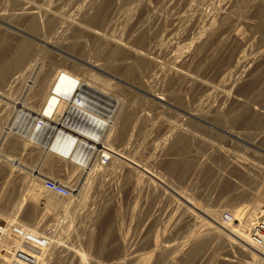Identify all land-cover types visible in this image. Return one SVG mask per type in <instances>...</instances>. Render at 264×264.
<instances>
[{"label":"bare ground","instance_id":"obj_1","mask_svg":"<svg viewBox=\"0 0 264 264\" xmlns=\"http://www.w3.org/2000/svg\"><path fill=\"white\" fill-rule=\"evenodd\" d=\"M174 1V0H173ZM179 1V0H178ZM188 0H180V4L181 2H187ZM229 3L233 2L232 4H234L235 0H228ZM237 1V0H236ZM239 1V0H238ZM236 2L239 3V2ZM242 2H246L248 3V7H249V12H250V8H252L254 6V9L257 8V10H259V15H261V17H264V0H240ZM152 0H50V1H46V0H0V88L5 89V90H9L10 91H15L16 94L17 92L21 93V91L24 90V94H26L27 98L25 97V100H22V104H18L16 106H19L18 109H16V111H14V115L12 116L14 118H12L13 120H10V128H8L7 133L8 134H13L14 140L11 141L10 143V147L11 149H16L18 147H26L30 144L35 147L32 148V150L37 151L40 155L43 156L44 158V163L43 160L41 161V163H43L45 165L46 168V173L42 175V177H39L34 180H32V183L35 182L37 185H39V187L33 183V185L36 186L35 190L39 188L38 193L35 196L34 201L32 202V205H30L31 208H29L30 210H28V213L26 214L28 217H26L28 220H35L34 219V214L36 213V210H42L41 206L45 203L49 204V200L50 198L54 197L56 195V197H59V195L57 196L56 192H53L52 190H50L47 186L46 183H44V178L47 177V175L51 172H54L53 169L55 168V164L56 162L58 163L59 166L65 167L67 166V164H71L72 168H70V171L65 173L67 174V176L69 177H74L76 174L82 175L80 174L82 171H89V168H93L95 167V165L97 164L96 162L99 160V158H102V154H106V155H111L112 157H114L117 162V160L120 162L119 164H122L123 167H127L131 172H135V170L137 171V169H139L138 171H140V168H142V165L138 164L136 161H133L132 159L126 158V156H123L122 154V150L123 149H119L118 147H123L125 146L124 144H126V142L128 141V138L130 140L131 137H129V125L131 126L132 124L134 125V128H136V131L139 133V135H144L145 136H149L152 133H162L165 130V133H176L179 132L180 130H182L181 132H183L184 129H187V132L185 135H181L182 138L183 136H186L184 138V147L185 148H190L191 144L193 142H191L190 140L192 139H196V140H201L203 139V137L197 136L194 133H192L186 126H191L190 122L189 125L187 124L186 126L184 125L183 122H172L169 123V121L165 122L162 120V122L160 125H157V127H153V126H147V125H151V123L146 124L147 120H148V115L145 114H141V115H137L138 112H140L139 110H141L142 108L139 109L136 108L134 111L132 110V105L135 102L134 100V96H133V92L132 90H140L144 91L145 93L151 95L154 98V101L156 103H172L173 105H175V102H181V100L179 99L180 97L177 96V94L175 93V91L182 89L183 86L186 85V83L191 82V84L194 87L199 88V90H203V92L206 93V96H210L212 94H215L213 92H215L217 90H219V97H220V101H222V105L224 106V103L229 102L232 106L234 107H239L237 109H239V112L241 111V109L244 107H249L252 109H258L260 107H256L255 105H259V103H262L260 105H264V77H258V73L260 72L261 68L264 67V51H259L258 50V54L256 55H252V54H245V55H240V54H236L235 56H233L232 58L230 57V60L228 61L229 63H227V65L224 67L225 70L228 71V73H226L224 76L221 75V72H219L216 75L217 82H211L210 80L213 79L211 78L209 79H205V77H201L199 75V73L193 74L192 71H190V67L192 68L191 65H195V68H202V56L206 55L203 54L205 52L206 49L209 45V35H212L211 33H209V35L206 37H204V35L202 34V32L198 31L199 34L197 36H195L192 40H190L189 42L183 43L184 40L187 39V31L185 32L184 30L180 29L181 31H183V33H179V36L181 34V38H179L180 40L177 41V43H174V39L173 41H171V37L173 38L174 36V29L172 28V30L169 32L167 31L168 29L165 28V25H168L167 18H162L161 14H160V10H165L167 9V7L170 5L169 2H171L170 0H154L153 3H151ZM206 2V1H205ZM217 2V1H216ZM215 2V3H216ZM241 2V3H242ZM175 3V2H174ZM173 3V4H174ZM224 3V2H223ZM240 3V4H241ZM12 4L13 6V10H11V12L7 11L6 7L7 5ZM180 4L176 5L179 6ZM185 4V3H184ZM188 4V2H187ZM245 4V3H244ZM230 5V4H229ZM247 5V4H245ZM66 6H68L69 8H65ZM172 6V2L171 5ZM182 6V5H181ZM211 6V5H210ZM227 6V5H226ZM234 6V5H233ZM231 6V8L233 7ZM236 6V5H235ZM239 6V5H238ZM242 6V4H241ZM241 6H239V8H241ZM229 7V6H228ZM227 7V8H228ZM237 7V6H236ZM235 7V8H236ZM247 7V8H248ZM172 8V7H171ZM221 8V7H220ZM234 8V9H235ZM238 8V10H239ZM244 7H242L243 9ZM246 8V9H247ZM12 9V8H11ZM128 9L129 10V14L128 16L124 17L123 13L124 10ZM225 9V8H224ZM230 9V8H228ZM233 9V8H232ZM231 9V10H232ZM242 9H240L242 11ZM245 9V10H246ZM126 10V11H128ZM188 10V9H187ZM239 11V12H241ZM247 11V10H246ZM255 11V10H253ZM174 12V11H173ZM192 12V11H191ZM201 12V11H200ZM226 13V10L224 11ZM222 12V13H224ZM238 11L235 12V14H238L240 16H242V14L237 13ZM243 12V11H242ZM163 13V12H162ZM188 13V12H187ZM214 13V12H213ZM230 13V12H229ZM227 12V14L230 17V20L232 21L233 18H235L236 16L233 15V13L229 14ZM248 13V12H247ZM246 13V14H247ZM126 14V13H125ZM169 14V13H168ZM206 14V13H205ZM258 14V12H257ZM180 15V14H179ZM178 15V16H179ZM215 15V14H214ZM224 15V16H225ZM231 15V16H230ZM182 16V15H181ZM180 16V17H181ZM185 16V15H184ZM190 16V15H189ZM244 16V15H243ZM177 17V16H175ZM186 17V16H185ZM201 14H194V16L192 17V15L189 17L190 19V24L193 25V23H195L196 20L200 21ZM203 17V16H202ZM223 17V16H222ZM226 17V16H225ZM223 17V18H225ZM246 17V16H244ZM243 17V19H244ZM184 18V17H183ZM232 18V19H231ZM237 18V17H236ZM175 19V18H174ZM172 19L170 22H173ZM180 19V18H179ZM188 19V18H187ZM218 19V18H217ZM222 19V18H221ZM227 19V17H226ZM225 19V20H226ZM229 19V18H228ZM240 19V17H239ZM259 19L261 20L262 18L259 17ZM177 20V19H176ZM182 20V19H180ZM188 20V21H189ZM195 20V21H193ZM225 20H223L225 22ZM241 20V19H240ZM246 20V19H244ZM248 20V19H247ZM259 20V21H260ZM178 21V20H177ZM191 21L193 23H191ZM198 21V22H199ZM214 21V20H211ZM256 21V20H255ZM264 21V20H263ZM99 23L98 27H96L97 25L95 24ZM169 22V21H168ZM179 22V21H178ZM203 22V21H202ZM217 22V20H216ZM228 22V21H227ZM226 22V23H227ZM234 22V21H233ZM251 22V21H250ZM93 23L95 24V26H93ZM167 23V24H166ZM181 23V22H180ZM184 23V22H183ZM182 23V24H183ZM187 23V22H186ZM204 23V22H203ZM206 23V22H205ZM212 23V22H210ZM230 23V22H228ZM227 23V24H228ZM172 24V23H171ZM188 24V23H187ZM214 24V22L212 23ZM212 24H210L211 26H213ZM235 24V23H234ZM185 25V23H184ZM216 25V24H215ZM221 25V24H220ZM226 25V24H225ZM174 26V25H173ZM179 26V25H178ZM187 26V25H186ZM195 26V24H194ZM197 26V25H196ZM202 26V25H201ZM205 26V25H203ZM209 26V24H208ZM227 26V25H226ZM231 26V25H230ZM229 26V27H230ZM167 27V26H166ZM169 27V26H168ZM189 27V26H188ZM219 27V26H218ZM234 27V26H233ZM246 27V26H245ZM263 27V26H262ZM191 28V26H190ZM189 28V29H190ZM194 28V27H193ZM197 28V27H195ZM209 28V27H208ZM211 28V27H210ZM221 28V27H220ZM226 28V27H225ZM236 28V27H235ZM235 34H234V38L235 41H237L239 44H244L247 39L246 36H244L243 30L242 28L240 29H235ZM184 29V27H183ZM188 29V28H187ZM188 29V30H189ZM200 29V28H199ZM214 29V28H213ZM217 29V27L215 28ZM228 29V28H227ZM233 29V28H232ZM231 29V30H232ZM261 29V28H260ZM166 30V31H165ZM177 30V29H176ZM206 30V28L204 29ZM208 30V29H207ZM230 30V29H229ZM230 30V32H231ZM259 30V29H258ZM264 30V29H263ZM165 31L166 34H164L163 36L167 37V35L169 36V40L170 42L174 43V45L172 46V48L169 46L168 49L169 51H165V44L163 41V44L161 45V47L164 45V54L162 55L161 52L162 50L159 49L160 47V42H161V38L162 36V32ZM180 31V32H181ZM217 31V30H215ZM189 32V31H188ZM210 32V31H209ZM213 33V35H215L216 32L211 31ZM219 33V32H218ZM217 33V34H218ZM234 33V32H233ZM208 34V33H207ZM223 34V33H222ZM249 34V33H248ZM173 35V36H172ZM176 35V34H175ZM195 35V33H194ZM221 35V34H220ZM171 36V37H170ZM231 36V37H232ZM261 36V35H260ZM163 37V38H164ZM165 37V38H166ZM177 38V37H176ZM211 39V36H210ZM214 39V38H213ZM229 39V38H228ZM89 40H91L93 42V44L95 45H90V46H95L96 49L101 51V56L102 58L97 59L95 62L91 61L90 63H88V65H90V69L92 68V70H98V71H102L104 73H106L107 75H109L111 77L110 78H106L103 76L98 75L97 73L93 72L92 70L89 69H85V68H78L77 66L75 67V69H68L66 67V62L57 57L60 54H57L59 52H66L68 51V49H70L71 47L77 45L82 47H86L89 43ZM168 40V39H167ZM167 40H165V43H169L166 42ZM90 41V42H91ZM230 41V40H229ZM256 41V40H255ZM236 42V43H237ZM228 43V42H226ZM262 43V42H261ZM92 44V43H91ZM256 44V43H255ZM159 45V46H158ZM169 45V44H168ZM171 45V43H170ZM226 45V44H225ZM231 45V44H230ZM236 45V44H235ZM241 46V45H239ZM248 46V45H247ZM252 46V45H251ZM264 46V45H263ZM214 47V46H213ZM210 48L213 50L214 48ZM237 47V45H236ZM260 47V46H258ZM76 48V47H75ZM192 48V49H191ZM219 48V47H217ZM221 48V47H220ZM231 48V47H230ZM85 51V49H84ZM91 51V50H90ZM99 51V52H100ZM210 51V50H209ZM212 52V51H211ZM215 52V51H214ZM246 53V51H245ZM254 53V52H253ZM210 54V53H208ZM212 54V53H211ZM242 54V53H241ZM263 55V58L261 60H257L258 56ZM207 56V55H206ZM231 56V55H230ZM205 57V56H204ZM220 57V56H219ZM222 57V56H221ZM89 58V57H88ZM161 58L163 59V61L161 60ZM211 58V57H210ZM81 60V59H80ZM88 60V59H87ZM84 60V61H87ZM164 60L166 62H164ZM205 60V58H204ZM207 60V59H206ZM75 61V60H74ZM83 61V60H82ZM90 61V60H89ZM219 62V61H218ZM208 63V61H207ZM217 63V62H216ZM225 64V63H224ZM208 66V65H207ZM215 66V65H214ZM222 66V65H221ZM87 67V66H85ZM204 67V65H203ZM211 67V66H209ZM231 67V68H230ZM228 68H230L228 70ZM193 69V68H192ZM194 70V69H193ZM198 70V69H197ZM207 69L205 68V71ZM223 70V69H222ZM223 70V71H225ZM264 70V69H263ZM204 71V70H203ZM208 71V70H207ZM212 71V70H211ZM194 72V71H193ZM198 72V71H197ZM217 72V71H216ZM202 73V72H201ZM237 76V78H233V81L230 80L231 77L229 76V74H234ZM205 74V73H204ZM208 74V73H207ZM263 74V73H262ZM202 75V74H201ZM242 75V76H241ZM261 75V74H260ZM206 76V75H205ZM210 76V75H209ZM263 76V75H262ZM156 77H161L165 80V82H167V88L163 89V92L160 93H155L152 86H151V82H153V79ZM230 77V78H228ZM239 77V78H238ZM210 78V77H209ZM262 78V79H261ZM157 79V78H156ZM160 80V79H159ZM244 80V81H243ZM243 81V85L242 82ZM155 82V81H154ZM160 83V82H159ZM158 83V84H159ZM190 84V85H191ZM155 85V84H154ZM153 85V86H154ZM158 86V85H157ZM155 86V87H157ZM160 86V84H159ZM154 87V88H155ZM132 88V89H131ZM156 89V88H155ZM159 90V88H157ZM235 89V94L231 93L233 90ZM162 90V88H161ZM14 92V93H15ZM216 92V94H217ZM3 93V92H2ZM19 93V94H20ZM175 93V94H174ZM184 93V92H183ZM4 94V93H3ZM7 94V93H6ZM11 96L13 95L10 92ZM18 94V95H19ZM202 94V93H201ZM232 94V95H231ZM15 95V94H14ZM200 95V94H199ZM6 96V95H5ZM23 96V95H21ZM20 96V97H21ZM25 96V95H24ZM205 96V95H204ZM216 96V95H215ZM182 97V96H181ZM184 97V96H183ZM200 97V96H199ZM209 97V98H210ZM6 98V97H5ZM14 98V97H11ZM201 98V97H200ZM203 98V97H202ZM206 98V97H205ZM9 99V98H8ZM24 99V98H23ZM188 99V98H187ZM215 99V98H214ZM210 100V99H209ZM217 100V99H216ZM1 101V100H0ZM14 101V100H13ZM17 101V100H16ZM144 102V101H142ZM210 102V101H209ZM212 102V101H211ZM215 102V101H214ZM15 103V102H14ZM141 103V102H140ZM2 104V101H1ZM6 104V102L4 103ZM16 104V103H15ZM206 104H208L206 102ZM181 105V104H180ZM204 105V104H203ZM217 105V104H216ZM221 105V104H220ZM221 105V106H222ZM227 105V104H226ZM5 106V105H4ZM8 106V105H7ZM182 106V105H181ZM210 106V105H209ZM228 106V105H227ZM230 106V105H229ZM161 107V106H160ZM231 108L233 109V112L235 110V108ZM219 108V107H218ZM217 108V106H210L209 110L206 109V112H199V113H193V112H189L188 110L186 111V113H188L189 115H197L198 118H200L203 121H205L206 123H211L213 121H218V123H220L219 121H221L222 115H224V111L223 112H219V109ZM230 109V107H227L226 109ZM241 108V109H240ZM243 108V109H244ZM263 108V107H262ZM5 109V108H4ZM7 109V108H6ZM139 109V110H138ZM225 109V106L224 108ZM225 109V111H226ZM242 109V112H243ZM8 110L12 111L11 109L8 108ZM15 110V109H13ZM208 110V112H207ZM222 110V109H221ZM220 110V111H221ZM253 110V111H254ZM261 110V109H259ZM7 111V110H6ZM202 111V110H201ZM252 111V110H250ZM262 111H264V109H262ZM16 112V113H15ZM238 112V111H237ZM249 112V110L247 111ZM256 112V111H255ZM261 112V111H259ZM7 114L10 112H6ZM160 113V112H159ZM162 113V112H161ZM252 113V112H249ZM257 115L260 116V114H258V112H256ZM12 114V113H11ZM140 114V113H139ZM158 114V113H157ZM227 114V113H225ZM232 112L230 113L229 116L236 114H232ZM240 114V113H239ZM238 114V115H239ZM1 115V114H0ZM4 115V112H3ZM164 115V114H163ZM243 115L245 117V114L243 112ZM242 115V116H243ZM251 116V114H247L246 116ZM256 115V114H255ZM252 116V120L259 121V118L257 115L256 116ZM262 115V114H261ZM10 116V115H9ZM160 116V114H159ZM248 116V117H249ZM263 116V115H262ZM261 116V117H262ZM5 117V116H4ZM3 117V118H4ZM7 117V116H6ZM138 117V122L134 121L136 118ZM161 117V116H160ZM167 117V116H165ZM188 117V116H187ZM233 117V116H232ZM241 117V116H240ZM239 117V118H240ZM243 117V118H244ZM264 117V116H263ZM11 118V117H10ZM154 118V116H153ZM168 118V117H167ZM223 118H225L223 116ZM222 118V119H223ZM231 118V117H230ZM236 118V117H235ZM242 118V117H241ZM246 118V117H245ZM244 118V119H245ZM5 119V118H4ZM2 119V120H4ZM8 119V118H6ZM5 119V120H6ZM139 119L142 121V123H139ZM160 119V118H158ZM188 119V118H187ZM193 119V118H192ZM248 118H246L245 120H247ZM256 119V120H255ZM4 120V121H5ZM154 120V119H153ZM153 120H151L153 122ZM169 120V119H168ZM195 120V119H194ZM224 120V119H223ZM222 120V122H223ZM226 120V119H225ZM233 120V118H232ZM239 121V119H237ZM262 120V118H261ZM7 123L9 122L8 120H6ZM5 121V122H6ZM159 121V120H158ZM184 121V120H183ZM193 121V120H192ZM234 121V120H233ZM236 121V120H235ZM242 121V120H241ZM244 121V120H243ZM242 121V122H243ZM149 122V121H148ZM155 122V121H154ZM159 122V123H160ZM200 122V121H199ZM225 122V121H224ZM250 122V121H249ZM249 122H247V124H249ZM144 123V124H143ZM194 123V121H193ZM198 125V122H196ZM205 123V125L207 126V124ZM264 122L262 121V124ZM155 124V123H153ZM216 124V123H215ZM221 124V123H220ZM227 124V123H225ZM220 125V127H222L223 125ZM259 127H260V121L259 123ZM261 124V125H262ZM156 125V124H155ZM194 125V124H193ZM201 124H199L198 127ZM204 125V124H203ZM204 125V126H205ZM217 125V124H216ZM245 125V124H244ZM189 126V128H191ZM219 126V125H218ZM228 126V125H227ZM225 126V127H227ZM247 125H245L246 127ZM258 126V125H257ZM264 126V125H263ZM198 127H195V129H200ZM209 126L206 127V130H208ZM217 127V128H220ZM224 127V126H223ZM224 127V128H225ZM258 127V128H259ZM131 128V127H130ZM202 128V127H201ZM223 128V129H224ZM264 128V127H263ZM193 129V127H192ZM203 129V128H202ZM202 129L201 132H202ZM211 129V128H210ZM214 128H212L211 130H213ZM226 129V128H225ZM262 129V127H261ZM205 130V132H206ZM227 130V129H226ZM185 131V130H184ZM198 132H200L199 130H196ZM216 131V130H215ZM231 131V130H230ZM197 132V133H198ZM204 132V131H203ZM204 132V134H205ZM208 132V131H207ZM233 132V131H232ZM243 132V131H241ZM249 132V131H248ZM247 132V134H248ZM177 133V134H179ZM196 133V132H195ZM210 133V131H209ZM216 133V132H215ZM214 132H212L211 137L214 138L213 134H215ZM237 133V132H236ZM244 133V132H243ZM242 133V134H243ZM250 133V132H249ZM259 133V132H258ZM262 133V132H261ZM264 133V130H263ZM262 133V134H263ZM11 134L9 135V137L11 136ZM173 134V135H174ZM202 134V133H201ZM230 134V133H229ZM162 135V134H161ZM206 135V134H205ZM216 135V134H215ZM231 135V134H230ZM239 135V134H237ZM246 135V133H245ZM8 136V135H7ZM217 136V135H216ZM221 136V135H220ZM234 136V135H233ZM241 136V135H240ZM244 136V135H243ZM251 137H253L252 135H250ZM264 135H260L259 137H261ZM141 137V136H139ZM175 137V136H174ZM210 137V136H209ZM246 137V136H245ZM249 136H247L246 138H248ZM250 137V138H251ZM257 137V135H255V138ZM4 138V137H3ZM146 138V137H145ZM142 138L140 139V141L144 142V139ZM161 138V137H160ZM158 138V139H160ZM169 138V137H168ZM173 138V137H172ZM262 138V137H261ZM178 139V138H177ZM259 139V138H258ZM264 139V138H263ZM156 140V139H155ZM164 140V139H163ZM251 140L253 141V139L251 138ZM256 140V139H255ZM262 140V139H261ZM6 141V140H5ZM131 141V140H130ZM193 141V140H192ZM202 141V140H201ZM220 141V140H219ZM260 141V140H258ZM264 141V140H263ZM9 142V141H7ZM118 145L117 147L113 146L114 143H117ZM132 142V141H131ZM142 142V143H143ZM154 142V141H152ZM216 142V141H215ZM255 142V141H254ZM257 142V141H256ZM3 143V142H2ZM27 143H30L27 145ZM138 143V142H137ZM182 143V142H181ZM205 143V142H204ZM222 143V142H221ZM224 143V142H223ZM228 143V142H227ZM234 143V142H233ZM260 143V142H259ZM264 143V142H263ZM4 144V143H3ZM150 144V143H149ZM174 144V143H173ZM201 144V142L199 143ZM256 144V143H253ZM8 145V144H7ZM115 145V144H114ZM127 145H129L127 143ZM140 145V144H139ZM175 145V144H174ZM202 145H204L202 143ZM212 145V144H210ZM209 145V146H210ZM226 145V144H225ZM250 145V144H249ZM252 145V144H251ZM260 145V144H259ZM262 145V144H261ZM152 146V144L150 145ZM158 146V145H157ZM213 146V145H212ZM227 146V145H226ZM232 146V145H231ZM139 147V146H138ZM145 147V145H144ZM176 147V145H175ZM204 147V146H203ZM208 147V145H207ZM235 147V145L233 146ZM231 147V148H233ZM30 148V149H31ZM118 148V149H117ZM124 148V147H123ZM141 148V147H140ZM139 148V149H140ZM150 148V147H149ZM152 148V147H151ZM210 148V147H209ZM208 148V149H209ZM220 148V147H219ZM10 149V150H11ZM25 148H23L24 150ZM29 149V148H28ZM127 149V147H126ZM147 149V147H146ZM153 149V148H152ZM170 149V148H167ZM196 149V148H195ZM235 149V148H234ZM237 149V148H236ZM239 149V148H238ZM237 149V150H238ZM18 150V149H16ZM125 150V149H124ZM143 150V149H142ZM141 150V153L143 152ZM149 150V149H148ZM151 150V149H150ZM194 150V149H193ZM221 150V151H220ZM219 153L221 155V158L218 157L217 158V162L219 159V162H224L228 159L229 156L228 155L230 152H228L226 149H221L220 148ZM255 150V149H254ZM2 151V150H1ZM21 151V150H20ZM34 151V152H35ZM132 151V150H131ZM145 151V149H144ZM197 151V149H196ZM199 151V150H198ZM241 151L243 152L242 148ZM3 152V151H2ZM121 154H120V153ZM150 152V151H148ZM152 152V150H151ZM200 152V151H199ZM198 152V153H199ZM240 152V151H238ZM255 152V151H253ZM13 153V152H12ZM37 153V154H38ZM131 153V152H130ZM192 153V152H191ZM204 153V152H203ZM228 153V154H227ZM21 154V153H20ZM31 154V153H30ZM127 154V153H125ZM154 154V153H153ZM217 154V153H216ZM231 154V153H230ZM246 154V153H244ZM248 154V153H247ZM255 154V153H252ZM2 155V154H0ZM39 155V156H40ZM147 155V154H146ZM209 155V154H208ZM212 155V154H210ZM232 155L236 156H241L240 154H237L236 152L233 153ZM250 155V153L248 154V156ZM9 156V155H8ZM32 156V155H31ZM42 156L40 158H42ZM131 156V155H130ZM148 156V155H147ZM174 156V155H173ZM196 156V155H195ZM207 156V155H205ZM247 156V155H245ZM252 156V155H251ZM257 156V155H256ZM6 157V156H5ZM146 157V156H145ZM172 157V156H171ZM212 157V156H211ZM10 158V157H9ZM16 158V157H15ZM39 158V157H38ZM40 158H39V162H40ZM151 158V156H150ZM153 158V157H152ZM155 158V156H154ZM173 158V157H172ZM186 157H184V154H178L177 158H173L171 160V162L168 164V174L173 175L172 177H177L178 179H184L182 178V176L186 175L185 173L187 172L186 170L188 169L189 165L191 164V159L189 160V158L187 160H185ZM215 158V157H214ZM213 158V159H214ZM251 158V157H250ZM262 158V157H260ZM264 158V157H263ZM262 158V159H263ZM14 159V158H13ZM37 159V158H36ZM231 159V157H230ZM238 159V157H237ZM252 159V158H251ZM256 161L257 159L254 158ZM253 159V160H254ZM261 159V160H262ZM6 160V159H5ZM3 160V162L5 161ZM112 160V158L110 159ZM114 160V159H113ZM112 160V161H113ZM145 160V158L143 159ZM199 160V159H198ZM210 162V159H208ZM216 160V159H215ZM236 160V158H235ZM238 160H243V159H238ZM249 160V159H248ZM264 160V159H263ZM101 161V160H99ZM114 161V162H115ZM148 161L153 162L151 159ZM228 162H230L229 160H227ZM259 161V160H258ZM8 162V159L7 161ZM5 162V164H7ZM150 162V163H151ZM214 162V161H211ZM216 162V163H217ZM234 161H231V164ZM241 162V161H240ZM239 162V163H240ZM246 161H244L245 163ZM248 162V161H247ZM263 162V161H262ZM11 162H9L8 164H10ZM60 163V164H59ZM63 163V164H62ZM65 163V164H64ZM109 163V162H108ZM148 163V162H147ZM214 163V164H216ZM251 167L255 168L256 171L252 168V170L255 171V175L254 174H249V172L247 171V167L246 169H241L240 171V175L239 177L246 178L245 180H247L249 178V176L251 177L250 179H252L253 177H255L256 182L257 179L259 178L257 172L263 173L264 172V166H262L261 164L257 163V162H248ZM264 163V162H263ZM100 164V163H99ZM96 165V166H100V165ZM118 164V166H119ZM145 164V163H144ZM196 164V163H195ZM202 164V163H201ZM208 164V163H206ZM205 164V165H206ZM211 165L212 167L214 166ZM234 164V163H233ZM30 165V164H29ZM57 165V164H56ZM121 165V166H122ZM154 165V164H153ZM244 165V164H243ZM246 165V163H245ZM8 166V165H7ZM23 166V165H22ZM102 166V165H101ZM100 166V168H101ZM196 166V165H195ZM217 166V164H216ZM220 166V165H219ZM237 166L241 168L240 164H237ZM9 167V166H8ZM12 167V166H11ZM32 167V166H31ZM36 167V165H35ZM57 167V166H56ZM97 167V168H98ZM145 167V166H143ZM198 167V166H197ZM205 167V166H202ZM215 167V166H214ZM218 167V166H217ZM13 168V167H12ZM11 168V169H12ZM44 168V169H45ZM60 169V167H58ZM67 168V167H65ZM64 168V169H65ZM107 168V167H106ZM105 168V169H106ZM149 168V167H148ZM194 168V167H193ZM200 168V167H198ZM228 168V167H227ZM231 168V167H229ZM244 168V166H243ZM41 169V168H40ZM43 169V168H42ZM43 169V170H44ZM57 169V168H55ZM58 169V170H59ZM72 169V170H71ZM124 169V168H123ZM214 169V168H213ZM222 169V168H221ZM9 170V169H8ZM14 170V169H13ZM11 170V172L13 171ZM95 170V169H94ZM100 170V169H99ZM103 170V169H102ZM215 170V169H214ZM214 170H212L214 172ZM227 171H229L228 169H226ZM234 170L232 173L235 172V168L231 169ZM20 171V170H19ZM25 171V170H24ZM57 171V170H56ZM55 171V172H56ZM84 171V173H85ZM92 171V170H91ZM115 171V170H114ZM145 171V169H144ZM143 171V172H144ZM191 171V170H190ZM200 171V170H199ZM217 171V170H215ZM239 171H236L237 173H239ZM5 172V165L4 163L0 164V174ZM41 172V171H40ZM87 172V171H86ZM100 172V171H99ZM141 171V173H143ZM147 172V171H146ZM203 172V171H202ZM235 172V173H236ZM24 173V172H23ZM29 173V172H28ZM62 173V172H61ZM70 173V174H69ZM95 173V171H94ZM103 173V171H102ZM101 173V174H102ZM139 174V172H137ZM136 173V174H137ZM220 172H218L219 174ZM223 173V172H222ZM221 173V174H222ZM225 173V171H224ZM236 173V174H237ZM20 174V173H19ZM30 174V173H29ZM90 174V173H89ZM88 174V176H89ZM145 174V173H144ZM149 176L150 173H147ZM193 174V173H192ZM196 174V173H195ZM211 169L210 167L207 169V175L208 177H211L209 175H211ZM215 174V173H214ZM228 174V173H227ZM26 175V174H25ZM31 175V174H30ZM56 175V173H55ZM63 175V174H62ZM93 175V174H92ZM99 175V174H98ZM97 175V176H98ZM112 175V174H111ZM151 175V174H150ZM156 176H158L157 174H155ZM205 175V174H204ZM220 175V174H219ZM233 175V174H232ZM230 175V176H232ZM22 175H20L21 177ZM52 176V175H51ZM57 176V175H56ZM59 176V175H58ZM109 176V175H108ZM130 176V175H129ZM134 176V175H132ZM142 176V175H141ZM144 176V175H143ZM155 176V177H156ZM189 176V175H188ZM214 176V175H213ZM218 176V175H217ZM260 176H264L262 174H260ZM5 177V176H4ZM18 177V176H17ZM30 177V176H29ZM55 177V176H54ZM68 177V178H69ZM81 177V176H79ZM140 177V176H139ZM139 177L136 179L139 181ZM152 177V175H151ZM150 177V178H151ZM171 177V178H172ZM174 177V180H175ZM205 177V176H204ZM221 177V175H220ZM237 177V176H236ZM24 178V177H23ZM56 178V177H55ZM59 178V177H58ZM65 178V177H64ZM67 178V179H68ZM77 178V177H76ZM90 178V177H89ZM111 178V177H110ZM161 178V177H160ZM159 178V179H160ZM201 178V177H200ZM238 178V177H237ZM261 178V177H260ZM25 179V178H24ZM46 179V178H45ZM52 179V177H51ZM95 179V178H94ZM149 179V178H147ZM152 179V178H151ZM158 179V180H159ZM187 179V177H186ZM194 179V178H193ZM192 179V180H193ZM214 179V178H212ZM215 179L216 178L215 176ZM221 179V178H220ZM29 180V179H28ZM48 180V178H47ZM56 180V179H55ZM63 180V179H62ZM78 180V179H77ZM76 180V181H77ZM110 180V179H109ZM143 180V179H142ZM150 180V179H149ZM153 180V179H152ZM156 180V179H155ZM153 180V182L155 181ZM156 180V181H158ZM207 182V179H205ZM236 180V179H234ZM243 180V179H242ZM253 180V179H252ZM2 181V180H1ZM23 181V180H22ZM21 181V182H22ZM27 181V180H26ZM25 181V182H26ZM30 181V180H29ZM46 181V180H45ZM127 181V180H126ZM163 181V180H162ZM165 181V180H164ZM209 181V180H208ZM217 181V180H216ZM219 181V180H218ZM248 181V180H247ZM247 181L245 183H247ZM103 182V181H102ZM105 182V181H104ZM141 182V181H140ZM152 182V181H151ZM159 182V181H158ZM205 182V181H204ZM205 182V183H206ZM214 182V181H213ZM212 183V186H214V184ZM230 182V180H229ZM232 182V181H231ZM230 182V183H231ZM241 182V181H239ZM239 182L238 185H239ZM243 182V183H244ZM253 182V181H252ZM251 182V183H252ZM68 183V182H67ZM138 183V182H137ZM166 183V182H165ZM164 183V185H165ZM192 183V182H191ZM203 183V182H202ZM217 183V182H215ZM219 183V182H218ZM236 183V184H237ZM70 184V183H69ZM128 184V183H127ZM156 184V182H155ZM161 184V183H160ZM163 184V183H162ZM167 184V183H166ZM195 184V183H193ZM221 184V183H220ZM250 184V182L248 183ZM255 184V183H254ZM3 185V184H2ZM5 185V184H4ZM15 185V184H14ZM68 185V184H67ZM87 185V184H86ZM208 184H206L207 186ZM211 185V184H210ZM219 185V184H218ZM229 185V184H228ZM246 185V184H245ZM244 185V186H245ZM253 185V183H252ZM8 186V185H7ZM22 186V185H21ZM28 186V185H27ZM32 186V185H30ZM85 186V185H84ZM102 186V185H101ZM107 186V185H106ZM161 187V185H159ZM163 186V185H162ZM190 186V185H189ZM209 186V185H208ZM220 186V185H219ZM244 186H240L241 188L243 187L242 190L236 189L237 191L239 190L238 193L236 194H231V196H233V202H238L239 200H245L248 201L252 198H248L249 194H251L252 190L248 187L247 189L244 188ZM68 187H70L68 185ZM87 187V186H86ZM146 187V186H145ZM157 187V186H156ZM168 187V186H167ZM171 187V186H170ZM236 187V186H235ZM256 187V186H255ZM252 186V188H255ZM78 188V187H77ZM89 188V187H88ZM100 188V187H99ZM138 188V187H137ZM173 188V187H172ZM201 188V187H200ZM205 188H209V187H205ZM213 188V187H212ZM238 188V187H237ZM258 188V187H257ZM256 188V189H257ZM261 188V187H260ZM4 189V187H3ZM34 189V188H33ZM32 189V190H33ZM71 189V188H70ZM69 189V190H70ZM74 189V188H72ZM80 189V187H79ZM161 189V188H160ZM162 189L164 190L165 187ZM169 189V188H168ZM2 190V189H1ZM8 190V189H7ZM6 190V191H7ZM30 190V189H29ZM31 190V191H32ZM172 190V189H171ZM188 190V189H187ZM193 190V189H192ZM263 190L259 189V191ZM94 191V190H93ZM109 191V190H108ZM147 191V190H146ZM173 191L175 192V190L173 189ZM200 191L202 192V189H200ZM207 190L205 189V192ZM214 191V189L212 190ZM233 191V190H232ZM255 190L253 189V192ZM258 191V189H257ZM258 191V192H259ZM262 191L260 193H257L258 195L262 193ZM17 192V191H16ZM28 192V191H27ZM26 192V193H27ZM30 192V191H29ZM86 192V191H85ZM107 192V191H106ZM126 192V191H125ZM140 192V191H139ZM171 192V191H169ZM198 192V191H197ZM35 195V192H33ZM110 193V192H109ZM143 193V192H142ZM176 193V192H175ZM203 193V192H202ZM199 193V194H202ZM212 193V192H211ZM209 193V194H211ZM234 193V192H233ZM255 193V192H254ZM252 193V195L254 194ZM2 194V193H1ZM13 194V193H12ZM28 194V193H27ZM26 194V195H27ZM174 194V193H173ZM176 194L179 195V197H182L180 200L184 199V205L182 207H186L185 209H187V213H189V215H191V218L193 216H195L197 219V221H199L198 219L200 218V223H204V224H208L211 228H208L210 230H208L209 232L213 230L214 228V232L216 231L220 234H224L223 237L220 234L219 239L221 240V238L224 239L225 244L229 243L230 245L235 244L234 247L238 246V251H240V254L242 255V253L244 254V256H246V258H242L241 260H244L243 264H261V262L264 261V245L261 244L259 241L262 239L264 240V234L261 235V237H257L258 239L260 238V240L258 241L256 237H253L251 234V236L247 235L245 236L243 234V236H239L235 234V231L233 232L232 229L234 228H239L242 226H246V228H253V226H255V219L257 218H253L252 216L246 218L242 217L241 219H237L234 218L231 222H226L225 220H223L222 222L217 219V212L215 213V210L217 209L216 204L214 206H212L211 208L208 206H204L202 203V205L200 203L197 202H193L191 201L188 197H186V195L184 193L181 192H177ZM256 194V195H257ZM31 195V194H30ZM29 195V196H30ZM84 195V194H83ZM100 195V194H99ZM190 195V194H189ZM204 195V194H203ZM255 195V194H254ZM253 195V196H254ZM263 195V194H262ZM261 195V196H262ZM3 196V195H2ZM71 196V195H70ZM78 196V195H77ZM93 196V194H92ZM114 196V195H113ZM156 196V195H155ZM158 196V195H157ZM165 196V195H164ZM167 196V195H166ZM175 196V195H174ZM197 196V195H196ZM200 198L202 197L201 195H199ZM206 197V195H204ZM203 196V197H204ZM212 196V195H209ZM252 196V197H253ZM62 197V195H61ZM65 197V196H64ZM69 196H67L68 198ZM83 197V196H82ZM110 197V196H109ZM140 197V196H139ZM169 197V196H168ZM192 197V196H191ZM230 197V196H229ZM251 197V195H250ZM255 197V196H254ZM263 197V196H262ZM261 197V198H262ZM12 198V197H11ZM21 198V197H20ZM78 198V197H77ZM96 198V197H95ZM173 198V197H171ZM227 198V197H226ZM256 198V197H255ZM254 198V199H255ZM264 198V197H263ZM262 198V199H263ZM56 199V198H55ZM66 199V198H65ZM74 199V198H73ZM196 200V198H194ZM204 199V198H202ZM225 199V198H224ZM231 199V197H230ZM260 199V198H259ZM23 200V199H22ZM33 200V199H32ZM53 200V199H51ZM50 200V202H51ZM58 200V199H57ZM63 200V198H62ZM113 200V199H111ZM159 200V199H157ZM156 200V201H157ZM165 200V199H164ZM168 200V199H167ZM172 200V199H171ZM201 200V199H200ZM3 201V200H2ZM31 201V200H30ZM56 201V200H55ZM54 201V202H55ZM60 201V199H59ZM58 201V202H59ZM65 201V200H64ZM70 203V200H68ZM82 201V200H81ZM169 201V200H168ZM183 201V200H182ZM211 201V200H210ZM222 201V200H220ZM229 200L228 203H230ZM253 201V199L251 200ZM257 201V205L260 204ZM9 202H10V198H9ZM63 202V201H62ZM60 201L59 204L62 203ZM115 202V201H114ZM138 202V201H137ZM163 202V201H162ZM165 202V201H164ZM170 202V201H169ZM250 202V201H249ZM261 202V200H260ZM263 202V201H262ZM1 203V201H0ZM12 203V202H11ZM10 203V204H11ZM21 203V202H20ZM25 203V202H24ZM65 204H67L66 202H64ZM82 203V202H81ZM91 203V202H90ZM158 203V202H157ZM160 203V202H159ZM166 203V202H165ZM183 203V202H182ZM209 203V202H206ZM241 203V202H240ZM239 203V204H240ZM244 204V202H242ZM247 203V202H246ZM251 203V202H250ZM53 204V202H52ZM73 204V202H72ZM107 204V203H106ZM175 204V203H174ZM180 204V202H179ZM233 204V203H231ZM238 204V203H237ZM235 204V205H237ZM254 205L256 204L253 203ZM253 204H248L251 209ZM4 205V204H3ZM8 205V204H7ZM19 205V204H18ZM25 205V204H24ZM27 205V204H26ZM55 205V204H54ZM53 205V206H54ZM57 205V203H56ZM69 205V204H68ZM156 205V204H155ZM161 205V204H160ZM206 205V204H205ZM209 205V204H208ZM221 205V203L219 204ZM227 205V204H226ZM242 205V204H241ZM246 205V204H245ZM244 205V206H245ZM252 205V206H250ZM264 205V204H262ZM62 206V205H61ZM60 206V207H61ZM70 206V205H69ZM67 206V207H69ZM113 206V205H112ZM131 206V205H130ZM165 206V205H164ZM173 206V205H172ZM171 206V207H172ZM5 207V206H3ZM8 206H6L7 208ZM19 207V206H18ZM52 207V206H49ZM59 206H57L58 209ZM86 207V206H85ZM162 207V206H161ZM230 207V206H229ZM242 207V206H241ZM247 206H245V208H248ZM9 208V207H8ZM7 208V210H8ZM55 208V207H54ZM65 208V207H63ZM103 208V207H102ZM180 208V207H179ZM225 208V207H224ZM223 208V209H224ZM228 208V207H227ZM231 208V207H230ZM243 208V207H242ZM244 208V209H245ZM264 208V207H263ZM5 209V208H4ZM18 209V208H17ZM72 209V208H71ZM79 209V208H78ZM100 209V208H99ZM105 209V208H103ZM129 209V208H128ZM166 209V208H165ZM169 209V208H168ZM226 209V208H225ZM235 209V208H234ZM255 208H253L254 210ZM258 211L261 209L257 208ZM255 209V210H256ZM20 210V209H19ZM47 209H44V211ZM53 210V209H52ZM64 210V209H63ZM66 210V209H65ZM70 210V209H69ZM178 210V208H177ZM236 210V209H235ZM240 210V209H239ZM238 210V212H240ZM243 210V209H242ZM264 210V209H263ZM15 211V210H14ZM12 210V213L14 212ZM18 211V210H17ZM50 211V210H49ZM49 211H47L49 213ZM60 211H62V209H60ZM79 211V210H78ZM96 212V210H94ZM103 211V210H102ZM169 211V210H168ZM173 211V210H172ZM183 211V209H182ZM181 211V212H182ZM185 211V210H184ZM225 211V210H223ZM229 211V210H228ZM233 211V210H232ZM245 213V210H243ZM241 211V212H243ZM257 211V210H256ZM254 211V212H256ZM20 212V211H19ZM44 212V213H47ZM52 212V211H51ZM57 212V211H56ZM67 212V211H66ZM162 216L164 214V211L162 210ZM167 212V210H166ZM180 212V211H179ZM219 212V209H218ZM235 212V211H234ZM252 212V211H251ZM54 213H55V209H54ZM88 213V212H87ZM122 213V212H121ZM120 213V214H121ZM125 213V212H124ZM127 213V212H126ZM129 213V212H128ZM173 213V212H172ZM183 213V212H182ZM181 213V214H182ZM257 213V212H256ZM255 213V214H256ZM3 214V213H2ZM10 214V213H9ZM38 214V213H36ZM35 214V215H36ZM53 214V213H52ZM81 214V213H80ZM85 214V213H84ZM171 214V213H170ZM179 214V213H178ZM184 214V213H183ZM182 217L184 218L185 216ZM186 214V211H185ZM219 214V213H218ZM237 214V213H236ZM241 214V213H240ZM254 214V213H253ZM1 215V214H0ZM13 215V214H12ZM15 215V213H14ZM48 215V214H45ZM88 215V214H87ZM99 215V214H98ZM130 215V214H129ZM135 215V214H134ZM141 215V214H140ZM242 214V216H245ZM4 216V215H3ZM68 216V215H67ZM111 216V215H110ZM161 216V215H160ZM166 216V215H165ZM168 216V215H167ZM172 216V214H171ZM181 216V215H180ZM237 216V215H236ZM239 216V215H238ZM256 216V215H254ZM5 217V216H4ZM16 217V216H15ZM36 217V216H35ZM42 217V216H41ZM87 217V216H86ZM100 217V216H99ZM102 217V216H101ZM122 217V216H121ZM131 217V216H130ZM136 217V216H135ZM142 217V216H141ZM188 217V215L186 216ZM227 217V216H226ZM240 217V216H239ZM12 218H14L12 216ZM37 218V217H36ZM55 218V217H54ZM106 218V217H105ZM127 218V217H126ZM177 218V217H176ZM180 218V217H179ZM11 219V218H10ZM26 219V220H27ZM38 219V218H37ZM65 219V218H64ZM125 219V218H124ZM157 219V218H156ZM166 219V218H165ZM187 220V218H184V220ZM208 219V220H207ZM2 220V219H0ZM16 220V219H15ZM21 220V219H20ZM96 220V219H95ZM120 220V219H119ZM139 220V219H138ZM170 220V219H169ZM182 220V219H181ZM186 220L184 222H186ZM190 220V217H189ZM207 220V221H206ZM7 221V220H6ZM64 221V220H63ZM114 221V220H113ZM124 221V220H123ZM127 221V220H126ZM142 221V220H141ZM167 221V220H166ZM170 221H174V220H170ZM191 221L193 222V220L187 221L188 223ZM11 222V221H10ZM22 222V221H20ZM26 222V221H25ZM36 222V221H35ZM146 222V221H145ZM149 222V221H148ZM155 222V221H154ZM158 222V221H157ZM160 222V220H159ZM206 222V223H205ZM15 223V222H14ZM17 223V222H16ZM75 223V222H74ZM115 223V222H114ZM143 223V222H142ZM169 223V221H168ZM174 223V222H173ZM177 223V221H176ZM194 224H197L195 222H193ZM192 223V224H193ZM199 223V222H198ZM199 223V224H200ZM7 224V223H6ZM11 224V223H10ZM22 224V223H21ZM38 224V223H37ZM81 224V222H80ZM130 224V223H129ZM155 224V223H154ZM157 224V223H156ZM160 224V223H159ZM175 224V223H174ZM178 224V223H177ZM174 225L173 227L176 228V226L178 225ZM184 224V223H183ZM203 224V225H204ZM1 225V224H0ZM19 225V224H18ZM25 225V224H24ZM60 225V224H59ZM122 225V224H121ZM139 225V223H138ZM150 225V224H149ZM158 225V224H157ZM201 225V224H200ZM202 225V226H203ZM204 225V229L205 226ZM208 225L206 226V228L208 227ZM22 226V225H21ZM31 226V225H30ZM70 226V225H69ZM151 226V225H150ZM155 226V225H154ZM198 226V225H197ZM201 226L200 229H202L203 227ZM258 226V224H257ZM1 227V226H0ZM7 227V226H6ZM9 227V226H8ZM15 227V226H14ZM28 227V225H27ZM37 227V226H36ZM62 227V226H61ZM84 227V226H83ZM167 227V226H166ZM192 227V226H190ZM5 228V227H4ZM31 228V227H30ZM67 228V227H66ZM94 228V227H93ZM98 228V227H97ZM144 228V227H143ZM153 228V227H152ZM178 228V227H177ZM180 228V227H179ZM196 228V227H195ZM195 228L193 230H195ZM14 229V228H13ZM26 229V228H25ZM58 229V228H57ZM157 229V228H155ZM162 229V228H161ZM160 229V230H161ZM199 229V228H198ZM198 229L196 231H198ZM202 229V233L204 234L205 230ZM212 229V230H211ZM16 230V229H15ZM14 230V231H15ZM20 230V229H18ZM91 230V229H90ZM95 230V229H94ZM154 231V228L152 229ZM151 230V231H152ZM239 230V229H237ZM236 230V231H237ZM7 231V230H6ZM26 231V230H24ZM23 231V232H24ZM28 231V230H27ZM30 231V230H29ZM77 231V230H76ZM106 231V230H105ZM111 231V229H110ZM146 231V230H145ZM149 231V228H148ZM166 231V230H165ZM168 231V230H167ZM188 231V230H187ZM200 231V230H199ZM198 233L201 234V231ZM204 231V232H203ZM207 231V230H206ZM5 232V231H4ZM20 232V231H18ZM22 232V234H24ZM91 232V231H90ZM97 232V231H96ZM108 232V231H107ZM180 232V231H179ZM184 232V231H183ZM207 232V233H209ZM242 233L241 229L239 230V233ZM244 232V231H243ZM247 232V231H246ZM8 233V232H7ZM12 233V232H11ZM81 233V232H80ZM113 233V232H112ZM122 233V232H121ZM151 233V232H150ZM162 233V232H161ZM171 233V232H170ZM191 233V232H190ZM193 233V232H192ZM197 233V232H196ZM205 233V234H207ZM212 233V232H210ZM209 233V235H210ZM217 233V237L218 234ZM249 233V232H248ZM13 234V233H12ZM28 234V233H27ZM40 234V233H39ZM38 234V235H39ZM109 234V233H108ZM119 234V233H118ZM152 234V233H151ZM157 234V233H156ZM154 234V235H156ZM164 234V232H163ZM184 234V233H183ZM188 234V233H187ZM202 234V235H203ZM204 234V235H205ZM247 234V233H246ZM15 235V234H14ZM31 235V234H30ZM37 235V234H36ZM41 235V234H40ZM39 235V236H40ZM62 235V233H61ZM73 235V234H72ZM122 235V234H121ZM153 235V237H154ZM160 235V234H159ZM153 239L152 236L151 239L148 235V237L145 236V238H149L147 240H149L148 242H151L150 240L154 241V245L157 246L156 248L159 249L158 245H159V241L161 239H158L159 236ZM172 235V234H171ZM255 235V234H254ZM10 236V235H8ZM7 236V237H8ZM29 236V234H28ZM35 236V235H34ZM91 236V235H90ZM99 236V235H98ZM183 236V235H182ZM187 237V241L188 239L190 240V235H185ZM189 236V237H188ZM193 236V235H192ZM191 236V240L194 239L196 236V239L199 237L200 235H195L194 237ZM207 236V235H205ZM205 236H203V238H205ZM212 236V235H211ZM256 236V235H255ZM258 236V235H257ZM32 237V236H31ZM42 237V236H41ZM111 237V235H110ZM202 237V236H200ZM214 239L216 238L213 235ZM210 238V236L207 238H210L211 240L215 241L214 239ZM14 238V237H13ZM18 238V237H17ZM20 238V237H19ZM23 240L24 237L22 236ZM74 238V236H73ZM104 238V237H103ZM119 238V237H118ZM144 238V241L147 242V240ZM165 238V237H163ZM170 238V236L168 237ZM168 238L163 239L165 242L168 241ZM173 238V237H172ZM2 239V238H1ZM28 239V238H27ZM26 239V240H27ZM40 239V238H39ZM47 239V238H46ZM94 239V238H93ZM120 239V238H119ZM182 239V238H181ZM186 239V238H184ZM10 240V238H9ZM17 240V239H16ZM31 240V239H30ZM33 240V239H32ZM35 240V239H34ZM54 240V239H53ZM61 240V239H60ZM63 240V239H62ZM90 240V239H89ZM159 240V241H158ZM162 240V243H163ZM174 240V239H173ZM176 240H178L177 238L175 239V244L174 241H172L174 245L177 244ZM219 240V241H220ZM13 241V240H11ZM51 241V240H50ZM49 241V244H51ZM139 241V240H138ZM142 241V240H141ZM183 240L180 241V243ZM184 241V242H185ZM200 241L203 242V239ZM207 240H204V243L207 245L206 243ZM218 241V240H217ZM24 242V241H23ZM26 242V241H25ZM38 242V241H36ZM35 242V244H37ZM91 242V241H90ZM125 242V240L123 241ZM159 242V243H158ZM164 242V243H165ZM186 242V243H187ZM209 242V241H207ZM223 242V241H221ZM219 242V243H221ZM262 242V241H261ZM16 243V242H14ZM41 243V241H40ZM38 243V244H40ZM48 243V241H47ZM71 243V242H70ZM100 243V242H99ZM106 243V241H105ZM141 243V242H140ZM168 243V242H167ZM179 243V241H178ZM185 243V244H186ZM191 242H189L190 245ZM193 243H196L195 240L193 241ZM200 242L198 241L197 244L199 245L198 247L200 248L201 245L199 244ZM212 243V242H211ZM216 243V242H215ZM1 244V243H0ZM12 244V243H11ZM18 244V243H17ZM32 244V243H31ZM45 244V243H44ZM53 244V242H52ZM88 244L89 241H88ZM87 244V245H88ZM102 244V243H100ZM116 244V243H115ZM142 244L143 241H142ZM141 244V245H142ZM148 244V243H147ZM152 244V243H151ZM149 243V245H151ZM166 244V243H165ZM183 244V242L181 243ZM181 244H179L181 246ZM196 244V245H197ZM210 244V243H209ZM208 244V245H209ZM224 244V243H223ZM222 247H227L223 246ZM228 244V246H230ZM10 245V243H9ZM21 245V244H20ZM19 245V247H20ZM47 245V244H46ZM55 245V244H54ZM73 245V244H72ZM108 245V244H107ZM147 245V246H149ZM153 245V247H154ZM178 245V244H177ZM176 245V246H177ZM188 245V243H187ZM192 245V244H191ZM194 246L195 248L197 246ZM207 245V246H208ZM212 245V244H211ZM217 245V244H216ZM220 245V244H219ZM11 246V245H10ZM14 246V245H13ZM49 246V245H47ZM122 246V245H121ZM161 246V243H160ZM171 246V242L170 245H166L163 246L164 248L167 247L166 249H168V247L170 248ZM179 246V247H180ZM185 246V245H184ZM183 246V248H184ZM9 247V246H8ZM23 247V246H22ZM36 247V246H35ZM39 247V246H38ZM44 247V245H43ZM46 247V246H45ZM96 247V246H95ZM136 247L139 248V246L137 245ZM135 248H132V250H130L128 252V254H125L124 259L122 258V256H119V258L121 257L122 261L121 262H117L114 264H145L147 262L150 263L152 262L151 260L155 259L154 257H152L153 254L148 253L146 255V257H143L141 255V253L139 254ZM152 247V246H150ZM149 247V248H150ZM162 247V248H163ZM173 245H172V250H173ZM187 246H185L186 248ZM191 247V246H188ZM193 247V246H192ZM191 247V248H192ZM202 247V246H201ZM205 247V246H203ZM221 247V246H220ZM3 248V247H2ZM14 247H12L13 249ZM71 248V247H70ZM85 248V247H84ZM102 248V247H101ZM142 248V247H141ZM141 248L138 249L139 251H141ZM148 248V247H147ZM175 248V247H174ZM178 248V247H177ZM182 248V247H180ZM184 248V249H185ZM207 249V247H205ZM204 248V249H205ZM210 248V245H209ZM208 248V249H209ZM229 248V247H228ZM231 249L233 248L230 247ZM1 249V248H0ZM25 249V248H24ZM35 249V248H34ZM49 249V248H48ZM56 249V248H55ZM79 249V248H78ZM112 249V248H111ZM124 249V248H123ZM155 249V247H154ZM153 249V250H154ZM161 249V248H160ZM159 249V251H160ZM193 252H194V248ZM197 249V248H196ZM201 249V248H200ZM205 249V250H206ZM207 249V250H208ZM212 249V248H211ZM210 249V250H211ZM216 249V248H215ZM219 249V248H218ZM229 249V250H231ZM235 249V248H233ZM232 252L236 250H233ZM67 250V249H66ZM84 250V249H83ZM82 250V251H83ZM117 250V249H116ZM146 250V249H145ZM169 250V249H168ZM171 250V249H170ZM178 250V249H177ZM180 250L179 249L177 254H182L180 256L183 257V253H179ZM187 253V249H185ZM191 250V249H190ZM202 252L206 253V251H204L203 249H201ZM200 250V252H201ZM217 250V249H216ZM228 250V249H227ZM225 251L226 253H229L228 251ZM25 251V250H22ZM34 251V250H33ZM48 251V250H46ZM55 251V250H54ZM61 251V250H60ZM72 251V250H71ZM101 251V250H100ZM99 251V252H100ZM148 251L150 252V250L148 249ZM155 249V252H158ZM163 251H165L163 249ZM176 251V250H175ZM198 251V249H197ZM220 251V250H219ZM223 251V250H222ZM30 252V251H28ZM39 252V251H38ZM84 252V251H83ZM123 252V251H122ZM147 252V251H145ZM154 252V251H153ZM154 252V253H155ZM162 252V251H161ZM167 252V251H165ZM164 252V253H165ZM174 252V250H173ZM177 252V251H176ZM193 252H189V253H193ZM208 252V251H207ZM214 252V251H213ZM221 252V251H220ZM223 251L222 254L225 253ZM242 252V253H241ZM27 253V252H26ZM105 253V252H103ZM108 253V252H107ZM163 253V252H162ZM161 253V254H162ZM170 253V252H169ZM188 253V254H189ZM202 254V257H204L203 255H207V254ZM211 253V252H210ZM225 253V254H226ZM13 254V253H12ZM11 254V255H12ZM17 254V253H16ZM22 254V252H21ZM36 254V253H35ZM74 254V253H73ZM160 254V253H159ZM167 254V253H166ZM165 254V255H166ZM170 254H173L172 252ZM197 254V253H196ZM196 254H193L194 256ZM199 254V253H198ZM201 254V253H200ZM238 254V252H237ZM10 255V256H11ZM28 255V254H27ZM26 255V256H27ZM31 255V254H29ZM39 255V254H38ZM95 255V254H94ZM102 255V254H101ZM164 255V254H163ZM162 255V256H163ZM169 255V254H167ZM166 255V256H167ZM176 255V254H175ZM190 255V254H189ZM221 255V254H220ZM228 255V254H227ZM227 255H224V257ZM231 254L229 253V256ZM235 255V254H234ZM239 255V256H241ZM9 256V257H10ZM25 256V255H23ZM36 256V255H35ZM48 256V255H47ZM93 256V254H92ZM142 256V257H141ZM178 255H176V258L179 259V257H177ZM187 257V254L184 255ZM192 256V254H191ZM222 256V255H221ZM220 256V257H221ZM236 256V255H235ZM238 256V255H237ZM34 257V255H33ZM32 257V258H33ZM62 257V256H61ZM72 257V256H71ZM79 257V255H78ZM84 257V256H82ZM168 257V256H167ZM170 259L171 256L169 255ZM168 257V261L170 260ZM193 257V256H192ZM196 257V256H195ZM194 257V258H195ZM198 256L197 260H202L201 258ZM207 257V256H206ZM219 257V255L217 256ZM216 258L217 260L220 259ZM232 257H234L232 255ZM242 257V256H241ZM75 258V256H74ZM73 258V259H74ZM116 258V257H114ZM158 258V257H156ZM173 258V257H172ZM192 258V259H194ZM200 258V259H199ZM214 258V259H215ZM222 258V257H221ZM237 258V257H236ZM236 258H232V259H236ZM239 258V257H238ZM8 259V258H7ZM10 259V258H9ZM28 259V257H27ZM33 259L36 260V258L34 257ZM40 259V258H39ZM80 260H78V264H82V258H79ZM165 259V258H164ZM185 258H183L184 260ZM189 259V257H188ZM191 259V258H190ZM191 259V260H192ZM215 259V260H216ZM230 259L229 257L224 258L225 263H221L220 264H234L237 263L234 260ZM250 259V260H249ZM12 259H10L11 261ZM32 260V259H31ZM38 260V259H37ZM77 260V257H76ZM86 260V259H85ZM113 260V259H112ZM117 260V259H116ZM160 260V258H159ZM158 260V261H159ZM172 260V259H171ZM170 260V262H171ZM175 260V257H174ZM173 260V261H174ZM187 260V258H186ZM195 260V259H194ZM192 260V262L194 261ZM220 260H223L220 259ZM15 261V260H14ZM19 261V260H18ZM28 261V260H27ZM34 261V260H32ZM41 261V260H40ZM57 261V260H56ZM141 261V263H139ZM156 259L154 260L153 263H155ZM157 261V262H158ZM172 261V263L174 264V262ZM182 261V259H181ZM203 261V260H202ZM237 261V259H236ZM8 262V260H7ZM21 262V260H20ZM23 262V261H22ZM39 262V261H38ZM66 262V261H65ZM70 262V261H69ZM86 262V261H84ZM114 262V261H113ZM165 262V261H164ZM184 262V261H183ZM182 262V263H183ZM188 264V261H186ZM190 263H192L189 260ZM197 262V261H196ZM196 262H194L196 264ZM212 262V261H211ZM214 262V261H213ZM2 263V262H1ZM19 263V262H18ZM44 263V262H43ZM54 263V262H52ZM76 263V264H77ZM97 263V262H96ZM166 263H167V259H166ZM177 264V262H175ZM198 263V262H197ZM207 263V262H206ZM239 263V260H238ZM237 263V264H238ZM25 264V263H24ZM39 264V263H38ZM64 264V263H63ZM69 264V263H68ZM84 264V263H83ZM98 264V263H97ZM161 264V263H160ZM165 264V263H164ZM169 264V263H168ZM180 264V263H179ZM193 264V263H192ZM210 264V263H209ZM219 264V263H218Z\"/></svg>","mask_w":264,"mask_h":264},{"label":"rangeland","instance_id":"obj_2","mask_svg":"<svg viewBox=\"0 0 264 264\" xmlns=\"http://www.w3.org/2000/svg\"><path fill=\"white\" fill-rule=\"evenodd\" d=\"M46 1H50V0H46ZM52 1V0H51ZM172 2V6L171 5V2L170 5L167 7V9L165 10H160V14L162 15L161 17L162 18H167L168 21V25H165V28L168 29L167 31H171L172 28L174 29V36L173 38L171 37V41H173L174 37V43H177V41H179L181 38V34L183 33V31H181L180 29L182 30H186L185 32L187 33V39L183 41V43H186V42H189L190 40H192L195 36H197L199 34V32L201 31L202 34L204 35V37L208 36L209 33H211L212 35H209V46L207 48L209 49H206L205 52L203 54H206V55H203L202 57V68L200 69L199 67L198 68H195V65H191V67L189 68L190 71H192L193 74H196L199 73V75L201 77H205V79H211L210 81L211 82H217V79L216 78V75L221 72V75H225L226 73H228L227 70L224 69V67L227 65V63H229L228 61L230 60V57L232 58L233 56H235L236 54H240V55H245V54H252V55H256L258 54V50L259 51H264V17H261V15H259V10H257V8L254 9V6L252 8H250V12H249V7H248V3L246 2H242V1H238L239 3L236 4V0L234 1L235 3L232 4L233 2H230L228 0H188V4L187 2H181L180 4V0H170ZM206 1V2H205ZM217 1V2H216ZM154 0H152L151 3H153ZM175 2V3H174ZM216 2V3H215ZM224 2V3H223ZM242 2V3H241ZM174 3V4H173ZM185 3V4H184ZM242 6H241V4ZM247 5H245V4ZM180 4L179 6H176ZM230 4V5H229ZM182 5V6H181ZM211 5V6H210ZM227 5V6H226ZM234 5V6H233ZM237 7H236V6ZM241 6V8H239V6ZM13 5L12 4H9L7 5L6 9L7 11L11 12V10H13ZM229 6V7H228ZM231 6H233L231 8ZM172 7V8H171ZM221 7V8H220ZM230 9H228V8ZM236 7V8H235ZM242 7H244L242 9ZM248 7V8H247ZM12 8V9H11ZM65 8H69L68 6H66ZM225 8V9H224ZM235 8V9H234ZM239 8V10H238ZM247 8V9H246ZM188 9V10H187ZM232 9V10H231ZM242 9V11L240 10ZM247 11H246V10ZM128 9H125L124 10V13H123V16L126 17L128 16V11H126ZM226 10V13L224 12ZM255 10V11H253ZM174 11V12H173ZM192 11V12H191ZM201 11V12H200ZM238 11L237 13H241L242 16L238 15V14H235V12ZM241 11V12H239ZM163 12V13H162ZM188 12V13H187ZM214 12V13H213ZM224 12V13H222ZM227 12L229 13H233V15H235L236 17L235 18H231L232 21L230 20V17L228 15H225L227 14ZM248 12V13H247ZM258 12V14H257ZM126 13V14H125ZM169 13V14H168ZM201 14V17L199 18V20H193L195 21V23H193L191 21L192 24H190V16L192 15V17L194 16V14ZM206 13V14H205ZM229 13V14H230ZM247 13V14H246ZM180 14V15H179ZM215 14V15H214ZM126 15V16H125ZM179 15V16H178ZM182 15V16H181ZM186 17H185V16ZM190 15V16H189ZM227 19H226V17ZM246 17H244V16ZM177 16V17H175ZM181 16V17H180ZM203 16V17H202ZM225 18H223V17ZM231 16V15H230ZM184 17V18H183ZM240 17V19H239ZM246 19L244 20L243 19ZM262 18L261 20L259 19ZM175 18V19H174ZM182 20H180V19ZM188 18V19H187ZM218 18V19H217ZM222 18V19H221ZM229 18V19H228ZM172 19L173 22H170ZM179 21H177V20ZM226 19V20H225ZM248 19V20H247ZM166 20V19H165ZM189 20V21H188ZM211 20H214V21H211ZM217 20V22H216ZM225 20V22L223 21ZM256 20V21H255ZM260 20V21H259ZM199 21V22H198ZM204 23H203V22ZM230 23H228V22ZM234 21V22H233ZM251 21V22H250ZM181 22V23H180ZM185 25H184V23ZM188 24H187V23ZM206 22V23H205ZM210 22H214V24L210 23ZM228 24H227V23ZM166 23V24H167ZM172 23V24H171ZM183 23V24H182ZM235 23V24H234ZM96 24V22H95ZM95 24L93 23V26H95ZM99 23H97L96 27H98ZM195 24V26H194ZM209 24V26H208ZM210 24H212L213 26H211ZM216 24V25H215ZM221 24V25H220ZM227 26H226V25ZM174 25V26H173ZM179 25V26H178ZM187 25V26H186ZM197 25V26H196ZM202 25V26H201ZM205 25V26H203ZM231 25V26H230ZM167 26V27H166ZM169 26V27H168ZM189 26V27H188ZM191 26V28H190ZM219 26V27H218ZM230 26V27H229ZM234 26V27H233ZM246 26V27H245ZM263 26V27H262ZM184 27V29H183ZM194 27V28H193ZM197 27V28H195ZM209 27V28H208ZM211 27V28H210ZM217 27V29H215ZM221 27V28H220ZM226 27V28H225ZM236 27V28H235ZM189 30H188V29ZM200 28V29H199ZM206 28V30H204ZM214 28V29H213ZM228 28V29H227ZM233 28V29H232ZM235 29H241L242 28V31L244 33V36H246V39L247 41L242 45V44H239L237 41H235V38L233 37L234 34H235ZM261 28V29H260ZM171 29V30H170ZM177 29V30H176ZM208 29V30H207ZM231 32H230V30ZM259 29V30H258ZM179 30V31H178ZM217 30V31H215ZM166 31V30H165ZM163 31L162 32V36L164 34H166V32ZM178 31L180 34L179 36V33L176 32ZM181 31V32H180ZM189 31V32H188ZM199 31V32H198ZM210 31V32H209ZM211 31H214L216 32L215 35H213V33ZM219 32V33H218ZM234 32V33H233ZM195 33V35H194ZM208 33V34H207ZM218 33V34H217ZM223 33V34H222ZM249 33V34H248ZM221 34V35H220ZM233 35V36H232ZM261 35V36H260ZM210 36H211V39H210ZM232 36V37H231ZM164 37V36H163ZM161 38V42H160V47L159 49L162 50L161 54L163 55L164 54V50L167 52L169 51L168 48L169 46L172 48V46L174 45V43L170 42L169 40V36L165 35L164 38ZM177 37V38H176ZM179 37V38H178ZM214 38V39H213ZM229 38V39H228ZM164 41V44H165V49L163 50L164 48V45L161 47V45L163 44V41ZM168 39V40H167ZM165 40H167L166 42H169L168 44L165 43ZM230 40V41H229ZM256 40V41H255ZM89 40V43L86 47H82L78 45H75L73 47H71L70 49H68V51L66 52H59L57 54H60L59 58L63 59L65 62H66V67L68 69H75V67L77 66L78 68H85V69H89V70H92V68L90 69V65H88L87 62H95L97 59H100L102 58L101 56V51L96 49L95 46H90V45H95L93 44V42ZM186 41V42H185ZM228 42V43H226ZM237 42V43H236ZM262 42V43H261ZM92 43V44H91ZM171 43V45H170ZM256 43V44H255ZM226 44V45H225ZM231 44V45H230ZM237 47H236V45ZM210 45H211V48L213 47L214 49L212 50L210 48ZM241 45V46H239ZM248 45V46H247ZM252 45V46H251ZM159 46V45H158ZM260 46V47H258ZM76 47V48H75ZM219 47V48H217ZM221 47V48H220ZM231 47V48H230ZM168 48V49H167ZM85 49V51H84ZM192 49V48H191ZM91 50V51H90ZM171 50V49H170ZM210 50V51H209ZM100 51V52H99ZM212 51V52H211ZM215 51V52H214ZM246 51V53H245ZM254 52V53H253ZM257 52V53H256ZM210 53V54H208ZM212 53V54H211ZM242 53V54H241ZM256 53V54H255ZM264 54V53H263ZM231 55V56H230ZM205 56V57H204ZM220 56V57H219ZM222 56V57H221ZM89 57V58H88ZM211 57V58H210ZM263 58V55H259L257 60H261ZM205 58V60H204ZM261 58V59H260ZM81 59V60H80ZM88 59V60H87ZM207 59V60H206ZM75 60V61H74ZM83 60V61H82ZM84 60H87V61H84ZM90 60V61H89ZM161 60L163 61V59L161 58ZM208 61V63H207ZM219 61V62H218ZM164 62H166L164 60ZM217 62V63H216ZM225 63V64H224ZM204 65V67H203ZM208 65V66H207ZM215 65V66H214ZM222 65V66H221ZM87 66V67H85ZM211 66V67H209ZM205 68L208 70L205 71ZM231 68V67H230ZM228 68V70L230 69ZM198 69V70H197ZM225 71H223V70ZM264 67L261 68L260 72L257 74L258 77H264ZM204 70V71H203ZM212 70V71H211ZM93 72L97 73L98 75L100 76H103V77H106V78H110L111 77L109 75H107L106 73L102 72V71H98V70H92ZM194 71V72H193ZM198 71V72H197ZM217 71V72H216ZM202 72V73H201ZM205 73V74H204ZM208 73V74H207ZM263 73V74H262ZM202 74V75H201ZM261 74V75H260ZM206 75V76H205ZM210 75V76H209ZM223 75V76H224ZM232 75V77H231ZM263 75V76H262ZM229 76L231 77L230 80L233 81V78H237V76L234 74H229ZM242 76V75H241ZM210 77V78H209ZM228 77V78H230ZM157 78V79H156ZM153 79V82H151V86L154 90L155 93H160V92H163V89L164 88H167V82H165V80L161 77H156ZM239 78V77H238ZM261 78V79H262ZM160 79V80H159ZM155 81V82H154ZM244 81V80H243ZM243 81L241 82L242 85L244 84ZM160 82V83H159ZM160 86H159V84ZM155 84V85H154ZM191 82H188L186 83L185 86H183L182 89H179L177 91H175V93L177 94L178 97H180L179 99L181 100V102H178L176 101L175 102V105H173V102L172 103H156L154 101V98L145 93L144 91H141L139 92V90H132L133 92V96H134V100L135 102L133 103L132 105V110L134 111L136 108L139 107L142 108L141 110H139L140 112H138V116L141 115V114H145V115H148V120H147V123L146 124H149L151 123V125H147V126H153V127H157V125H160L163 121L165 122L166 121H169V123L172 122H176V121H179V122H183L184 125L186 126L187 124L189 125V123L187 122H190L191 124V128H189V126H186L192 133H194L195 135L197 136H200V137H203V139L201 140H196V139H192L190 140L191 142H193L191 144V147L190 148H185L184 147V138L186 136H183L182 138V134L185 135L186 132H187V129H184L183 132H181L182 130H180V133L179 132H176L175 134L172 133H165V130L161 133H152L151 135L149 136H145L144 135H139V133L136 131V128H134V125L132 124L131 126L129 125V138H128V141L126 142V144H124L125 146H123L122 148L121 147H118L120 150L123 149L121 152L123 154V156H126V158H129V159H132L133 161H136L138 164L142 165V168H140V171H138L139 169H137V171L135 170V172H129L130 170L127 168V167H123L122 164H119L120 162L117 160V162L115 161L116 159L114 157H112L111 155H106V154H102V158H99V160L101 161H97L96 165H99L100 166H96L94 167V169L92 168H89V171L88 170H84L82 171L80 174L82 175H79V174H76L74 177H69L67 176V172L70 171V168H72L71 164H67V168L63 167L61 168V166L58 165V163L56 162L55 164V168L57 169H53L54 172H51L47 175V177L44 178V183H46L47 181H56V182H59L63 185H65L66 187H68V185L70 187H68L70 190H69V197L67 198V196L64 197V195H59L57 194V196L59 195V197H56V195L51 199V202L49 200V204L45 203L46 205H42L41 206V209L39 208V210H36V213L38 214H34V219L35 220H28L26 217H28L26 214L28 213V210H30L29 208L30 205H32V202L35 200L34 198L36 197V194L38 193L39 191V188L35 190L36 186L33 185L36 184L35 182L32 183V180L39 178V177H42L43 174H45L46 172V168H45V161H44V158L42 155H40L37 151L35 150H32V148H35L33 147L30 143H27L30 144V146L28 145L27 148L26 147H23L25 148L23 150V148L21 147H18L16 149H11L10 147V143L12 140H14V138H17V137H14L12 138L14 135L11 134V136L9 137L10 134L9 133V130L8 128H10V120H13L12 116H15L13 113L14 111H16V109L19 108V106H16L18 104H22V100H25V97L27 98L26 94L22 93L24 92L21 91V93L19 94L17 92L14 93L13 91H10L13 95L11 96L10 92H8L9 90H5V89H2L0 88V100L2 101V104H1V101H0V164L4 163L5 165V172L1 173L0 174V264H76L78 262V260H80L79 258H82V261L84 264H114V263H117V262H121L124 257H125V254L132 250V248H135L137 245L139 246L136 247V250L137 252L140 254L141 252V255L143 257H146L145 254H143V251L144 253H146V255L148 253L150 254H153L152 257H154L156 259L155 263L153 264H173L172 261L174 260V257H175V260L173 261L174 264H176L175 262H177V264H187L186 261H188V264H195L194 262H196V264H220V261L221 263H225L224 261V258H227L229 257L230 259L232 258H236V259H232L233 260V263H234V260L235 262L238 263V260H239V263L238 264H243L244 260H241L243 257L246 258V256H244V254L242 253V255L240 254V251H238V246L237 247H234L235 244H232L230 245L229 243L225 244V241H224V237L223 235L224 234H221L222 236H220V234L216 231L215 233H213L215 230L213 228L212 233H210L208 230V228H211L208 224V227L206 228V224L204 223H200V218L198 219L199 221H197V219H195L196 217L193 216L191 218V215H189V213H187V209H185L186 207H182L183 204H184V199L180 200L182 197H179L178 194H176L177 192H181V193H184L186 195V197H188L191 201L193 202H197V203H202L204 206H208V207H212L216 204V207L217 209L215 210V213L217 212V219L219 220V222L225 220L226 222H231L234 218H237V219H241L242 217H250L252 216V219L254 218H257L258 216L261 215V217H258L257 219H255L256 221L255 222V226H253V228H246V226H242V227H239V228H234L232 229L233 232L235 231V234L236 235H239V236H243V234L245 236L249 235L251 236V234H253L252 236L253 237H261L262 234H264V191L260 190L259 189H262L264 190V176H260V174L264 175V172L263 173H258V176L259 178L257 179V181L259 182H256L255 180V177H253L252 179H250L251 177L249 176V178L247 180H245L246 178H243L242 175L241 177H239V175L241 174L240 171L241 169H246V167L248 168L247 171L249 172V174H256L255 171L256 169L251 167V165L248 163V162H257L259 164H261L262 166H264V137L261 136L259 137L260 135H264L263 133V130H264V123L262 124V121L264 122V111H262V109H264V105H260L262 103H259V105H255L256 107H260L258 109H252V108H249V107H243V112L245 114V117L248 118L246 121L244 115H243V112H242V109L241 111L239 112V107H234L232 106L229 102H225L224 103V106H225V109L227 107H230V109H223L224 106L222 105V101H220V95H219V90L217 92V90L213 93L215 94H212L211 96L212 97H208L206 96V93L203 92V90H199V88L197 87H194ZM154 85V86H153ZM158 85V86H157ZM157 86V87H155ZM156 89H155V88ZM159 88V90L157 89ZM162 88V90H161ZM132 89V88H131ZM235 89L231 92L232 94L234 93L235 94ZM4 94H3V93ZM184 92V93H183ZM217 92V94H216ZM7 93V94H6ZM174 93V94H175ZM202 93V94H201ZM15 94V95H14ZM19 94V95H18ZM200 94V95H199ZM231 94V95H232ZM6 95V96H5ZM23 95V96H21ZM25 95V96H24ZM205 95V96H204ZM216 95V96H215ZM21 96V97H20ZM182 96V97H181ZM184 96V97H183ZM201 98H200V97ZM6 97V98H5ZM11 97H14V98H11ZM203 97V98H202ZM206 97V98H205ZM9 98V99H8ZM24 98V99H23ZM188 98V99H187ZM215 98V99H214ZM210 99V100H209ZM217 99V100H216ZM14 100V101H13ZM17 100V101H16ZM144 101V102H142ZM210 101V102H209ZM212 101V102H211ZM215 101V102H214ZM6 102V104H4ZM16 104H15V103ZM141 102V103H140ZM206 102L208 104H206ZM182 106H181V105ZM204 104V105H203ZM217 104V105H216ZM222 106H221V105ZM228 106H227V105ZM5 105V106H4ZM8 105V106H7ZM217 106V108L219 109V112H223L224 111V115H222V118L223 116L225 118H221V121H219L220 123H218V121H213L211 123H206L205 121L202 122V120L200 118L197 117V115H189L188 113H186V111L188 110L189 112H193V113H203V112H206L205 110L210 108V106ZM230 105V106H229ZM161 106V107H160ZM136 107V108H135ZM235 108L234 112H233V109L231 108ZM263 107V108H262ZM5 108V109H4ZM7 108V109H6ZM11 109L12 111L8 110ZM15 109V110H13ZM222 109V110H221ZM261 109V110H259ZM7 110V111H6ZM186 110V111H185ZM202 110V111H201ZM207 110V112H208ZM211 110V109H210ZM209 110V111H210ZM221 110V111H220ZM249 110V112H252V113H249L247 112ZM252 110V111H250ZM254 110V111H253ZM10 112V114L6 113V112ZM235 111H236V114H235ZM238 111V112H237ZM258 112L259 115H257L256 112ZM261 111V112H259ZM3 112H4V115H3ZM160 112V113H159ZM162 112V113H161ZM232 112V114H235V117L234 115L232 116H229L230 113ZM12 113V114H11ZM16 113V112H15ZM140 113V114H139ZM158 113V114H157ZM199 113V115H200ZM227 113V114H225ZM240 113V114H239ZM160 114V116H159ZM164 114V115H163ZM239 114V115H238ZM247 114H251V116H246ZM257 115L259 118H256V119H259L260 121V127H259V121L257 120L254 121L252 120V116L254 115ZM263 116H262V115ZM10 115V116H9ZM243 115V116H242ZM255 115V116H256ZM5 116V117H4ZM7 116V117H6ZM154 116V118H153ZM167 116V117H165ZM188 116V117H187ZM242 118H241V117ZM262 116V117H261ZM8 118L6 120H8L9 122L7 123V121L4 119V118ZM11 117V118H10ZM164 119H163V118ZM231 117V118H230ZM240 117V118H239ZM245 119H244V118ZM160 118V119H158ZM161 118L163 119L162 122L161 121ZM188 118V119H187ZM193 118V119H192ZM233 118V120H232ZM262 118V120H261ZM4 119V120H2ZM154 119V120H153ZM169 119V120H168ZM195 119V120H194ZM226 119V120H225ZM239 119V121L237 120ZM255 119V120H256ZM153 120V122L151 121ZM159 120V121H158ZM184 120V121H183ZM194 123H193V121ZM223 120V122H222ZM236 120V121H235ZM243 122H242V121ZM136 122H138V117L134 120ZM149 121V122H148ZM155 121V122H154ZM187 121V122H186ZM200 121V122H199ZM225 121V122H224ZM250 121V122H249ZM160 122V123H159ZM198 122V125H196ZM247 122H249V124H247ZM139 123H142V121L139 119ZM155 123V124H153ZM205 123L207 124V126H209L206 130V125ZM217 125H216V124ZM227 123V124H225ZM144 124V123H143ZM194 124V125H193ZM199 124H201L200 126L201 127H198ZM205 126H204V125ZM222 124H225L223 125L224 127L227 126V127H220V125ZM247 125L245 127V125ZM262 124V125H261ZM219 125V126H218ZM258 125V126H257ZM131 127V128H130ZM155 127V128H156ZM193 127V129H192ZM195 127H198L200 129H202V132L200 129H195ZM217 127H220V128H217ZM259 127V128H258ZM262 127V129H261ZM212 128H214L213 130H211ZM224 128V129H223ZM7 130H8V133H7ZM196 130H199L200 132L196 131ZM206 130V132H205ZM216 130V131H215ZM231 130V131H230ZM205 134H204V132ZM208 131V132H207ZM210 131V133H209ZM233 131V132H232ZM243 131V132H241ZM250 133H249V132ZM196 132V133H195ZM198 132V133H197ZM212 132H216L215 134H213L214 138L211 137V134ZM237 132V133H236ZM248 132V134H247ZM259 132V133H258ZM263 134H262V133ZM179 133V134H177ZM202 133V134H201ZM231 135H230V134ZM243 133V134H242ZM246 133V135H245ZM162 134V135H161ZM174 134V135H173ZM239 134V135H237ZM8 135V136H7ZM221 135V136H220ZM234 135V136H233ZM241 135V136H240ZM244 135V136H243ZM250 135H252L253 137H251ZM255 135H257V137L255 138ZM141 136V137H139ZM175 136V137H174ZM210 136V137H209ZM247 136H249L248 138H246ZM4 137V138H3ZM161 137V138H160ZM169 137V138H168ZM173 137V138H172ZM253 139V141L251 140V138ZM142 138H145L144 139V142L143 141H140V139ZM160 138V139H158ZM178 138V139H177ZM259 138V139H258ZM156 139V140H155ZM164 139V140H163ZM186 139V138H185ZM256 139V140H255ZM262 139V140H261ZM6 140V141H5ZM220 140V141H219ZM260 140V141H258ZM9 141V142H7ZM154 141V142H152ZM186 141V140H184ZM216 141V142H215ZM255 141V142H254ZM257 141V142H256ZM4 144H3V143ZM138 142V143H137ZM143 142V143H142ZM182 142V143H181ZM201 142V144H199ZM205 142V143H204ZM222 142V143H221ZM224 142V143H223ZM228 142V143H227ZM234 142V143H233ZM260 142V143H259ZM127 143L129 145H127ZM150 143V144H149ZM176 147H175V145ZM202 143L204 145H202ZM253 143H256V144H253ZM8 144V145H7ZM115 144V145H114ZM113 146L117 147L118 145V142L117 143H114ZM140 144V145H139ZM152 144V146H150ZM212 144V145H210ZM227 146H226V145ZM250 144V145H249ZM252 144V145H251ZM260 144V145H259ZM262 144V145H261ZM145 145V147H144ZM158 145V146H157ZM208 145V147H207ZM210 145V146H209ZM232 145V146H231ZM235 145V147H233ZM139 146V147H138ZM204 146V147H203ZM32 147V148H31ZM127 147V149H126ZM141 147V148H140ZM147 147V149H146ZM150 147V148H149ZM153 149H152V148ZM210 147V148H209ZM221 149H226L228 152H230L228 155H231L228 157L227 160H229L230 162H228L227 160L224 161V162H219V159L221 158V155L219 153V150L220 148ZM233 147V148H231ZM29 148V149H28ZM31 148V149H30ZM117 148V149H118ZM140 148V149H139ZM167 148H170V149H167ZM197 151H196V149ZM209 148V149H208ZM235 148V149H234ZM238 150H237V149ZM241 148L243 150V152L241 151ZM11 149V150H10ZM125 149V150H124ZM143 149V150H142ZM145 149V151H144ZM149 149V150H148ZM152 152H151V150ZM194 149V150H193ZM255 149V150H254ZM3 152H2V151ZM21 150V151H20ZM132 150V151H131ZM141 150L143 151L141 153ZM200 152H199V151ZM35 151V152H34ZM150 151V152H148ZM221 151V150H220ZM240 151V152H238ZM255 151V152H253ZM13 152V153H12ZM131 152V153H130ZM192 152V153H191ZM199 152V153H198ZM204 152V153H203ZM232 152L233 153H237V154H240L241 156H234L232 155ZM21 153V154H20ZM31 153V154H30ZM38 153V154H37ZM120 153V152H119ZM127 153V154H125ZM154 153V154H153ZM184 154V157L185 160H187L189 158V160L191 159V164L189 165L188 169L186 170L187 172L185 173L186 175L182 176V178L184 179H178L177 177H175V180H174V177H172L173 175H170L168 174V164L171 162V160L173 158H177L178 154ZM217 153V154H216ZM246 153V154H244ZM250 153V155L248 156V154ZM252 153H255V154H252ZM121 154V153H120ZM148 156H147V155ZM209 154V155H208ZM212 154V155H210ZM9 155V156H8ZM32 155V156H31ZM40 155V156H39ZM131 155V156H130ZM174 155V156H173ZM196 155V156H195ZM207 155V156H205ZM247 155V156H245ZM252 155V156H251ZM257 155V156H256ZM6 156V157H5ZM42 156V158H40ZM146 156V157H145ZM151 156V158H150ZM155 156V158H154ZM173 158H172V157ZM212 156V157H211ZM10 157V158H9ZM16 157V158H15ZM40 158V162L38 161L39 158ZM153 157V158H152ZM215 157V158H214ZM220 157L218 159V162H217V158ZM231 157V159H230ZM243 159V160H238L237 159ZM252 159H251V158ZM262 157V158H260ZM14 158V159H13ZM37 158V159H36ZM112 158V160H110ZM145 158V160H143ZM214 158V159H213ZM236 158V160H235ZM256 158L257 161L254 159ZM6 159V160H5ZM8 159V162H6ZM148 159L152 160L153 162L151 161H148ZM199 159V160H198ZM210 159V162L209 160ZM216 159V160H215ZM249 159V160H248ZM254 159V160H253ZM262 159V160H261ZM3 160H5L3 162ZM43 160V163H41V161ZM259 160V161H258ZM115 161V162H114ZM211 161H214V162H211ZM231 161H234L232 162L231 164ZM241 161V162H240ZM244 161H246V165L244 163ZM248 161V162H247ZM263 161V162H262ZM5 162L7 164H5ZM9 162H11L10 164H8ZM109 162V163H108ZM148 162V163H147ZM151 162V163H150ZM217 162V163H216ZM240 162V163H239ZM145 163V164H144ZM196 163V164H195ZM202 163V164H201ZM208 163V164H206ZM216 163V164H214ZM234 163V164H233ZM242 163V166L240 168V166L238 167L237 164H240L241 165ZM30 164V165H29ZM60 164V163H59ZM63 164V163H62ZM65 164V163H64ZM119 164V166H118ZM154 164V165H153ZM206 164V165H205ZM214 166L212 167L211 165ZM244 164V165H243ZM9 167H8V166ZM23 165V166H22ZM36 165V167H35ZM122 165V166H121ZM196 165V166H195ZM220 165V166H219ZM13 168H12V167ZM32 166V167H31ZM57 166V167H56ZM70 166V168H69ZM145 166V167H143ZM200 168H198V167ZM202 166H205V167H202ZM244 166V168H243ZM60 167V169L58 168ZM98 167V168H97ZM107 167V168H106ZM149 167V168H148ZM194 167V168H193ZM210 167L211 169V177H208L207 175V169ZM228 167V168H227ZM231 167V168H229ZM12 168V169H11ZM41 168V169H40ZM44 170H43V169ZM65 168V169H64ZM106 168V169H105ZM124 168V169H123ZM217 170V171H215ZM222 168V169H221ZM235 168V172L236 171H239V173H232L234 170H231V169H234ZM252 168L255 170H252ZM9 169V170H8ZM14 169V170H13ZM59 169V170H58ZM67 169V170H66ZM100 169V170H99ZM103 169V170H102ZM145 169V171H144ZM226 169H228L229 171H227ZM11 170H13L11 172ZM20 170V171H19ZM25 170V171H24ZM57 170V171H56ZM63 170H66V171H63ZM72 170V169H71ZM92 170V171H91ZM115 170V171H114ZM191 170V171H190ZM200 170V171H199ZM214 170V172L212 171ZM41 171V172H40ZM56 171V172H55ZM95 171V173H94ZM100 171V172H99ZM103 171V173H102ZM141 171L143 173H141ZM147 171V172H146ZM203 171V172H202ZM225 171V173H224ZM24 172V173H23ZM31 174H29V173ZM62 172V173H61ZM66 172V173H65ZM139 172V174L137 173ZM218 172H220L218 174ZM223 172V173H222ZM20 173V174H19ZM56 173V175H55ZM90 173V174H89ZM102 173V174H101ZM137 173V174H136ZM145 173V174H144ZM147 173H150L152 175L149 174V176L146 177V175H148ZM193 173V174H192ZM196 173V174H195ZM215 173V174H214ZM222 173V174H221ZM228 173V174H227ZM26 174V175H25ZM63 174V175H62ZM70 174V173H69ZM89 174V176H88ZM93 174V175H92ZM99 174V175H98ZM112 174V175H111ZM155 174H157L158 176H156ZM205 174V175H204ZM233 174V175H232ZM20 175H22L20 177ZM52 175V176H51ZM59 175V176H58ZM98 175V176H97ZM109 175V176H108ZM130 175V176H129ZM134 175V176H132ZM142 175V176H141ZM144 175V176H143ZM189 175V176H188ZM214 175V176H213ZM218 175V176H217ZM232 175V176H230ZM5 176V177H4ZM18 176V177H17ZM30 176V177H29ZM56 178H55V177ZM81 176V177H79ZM140 176V177H139ZM156 176V177H155ZM205 176V177H204ZM215 176L216 178L218 179H215ZM238 178H237V177ZM25 179H24V178ZM52 177V179H51ZM59 177V178H58ZM65 177V178H64ZM69 177V178H68ZM77 177V178H76ZM90 177V178H89ZM111 177V178H110ZM138 179L139 177V181L136 179ZM153 180H158L160 177V179L158 181H154ZM172 177V178H171ZM187 177V179H186ZM201 177V178H200ZM261 177V178H260ZM48 178V180H47ZM68 178V179H67ZM95 178V179H94ZM149 178V179H147ZM194 178V179H193ZM214 178V179H212ZM221 178V179H220ZM30 181H29V180ZM56 179V180H55ZM63 179V180H62ZM78 179V180H77ZM110 179V180H109ZM143 179V180H142ZM193 179V180H192ZM207 179V182L206 180ZM236 179V180H234ZM243 179V180H242ZM2 180V181H1ZM23 180V181H22ZM27 180V181H26ZM46 180V181H45ZM77 180V181H76ZM127 180V181H126ZM163 180V181H162ZM165 180V181H164ZM209 180V181H208ZM217 180V181H216ZM219 180V181H218ZM230 180V182H229ZM22 181V182H21ZM26 181V182H25ZM103 181V182H102ZM105 181V182H104ZM141 181V182H140ZM152 181V182H151ZM206 183H205V182ZM214 181V182H213ZM241 181V182H239ZM247 181V183L245 182ZM253 181V182H252ZM68 182V183H67ZM138 182V183H137ZM156 182V184H155ZM167 184H166V183ZM192 182V183H191ZM203 182V183H202ZM214 184V186H212V183ZM217 182V183H215ZM219 182V183H218ZM239 182V185L238 183ZM244 182V183H243ZM250 182V184H248ZM253 185H252V183ZM70 183V184H69ZM128 183V184H127ZM161 183V184H160ZM163 183V184H162ZM165 183V185H164ZM195 183V184H193ZM221 183V184H220ZM237 183V184H236ZM255 183V184H254ZM3 184V185H2ZM5 184V185H4ZM15 184V185H14ZM68 184V185H67ZM87 184V185H86ZM206 184H208L206 186ZM211 184V185H210ZM220 186H219V185ZM229 184V185H228ZM246 184V185H245ZM8 185V186H7ZM22 185V186H21ZM28 185V186H27ZM32 185V186H30ZM37 185V184H36ZM85 185V186H84ZM102 185V186H101ZM107 185V186H106ZM161 185V187L159 186ZM163 185V186H162ZM190 185V186H189ZM245 185V186H244ZM39 187V185H37ZM87 186V187H86ZM146 186V187H145ZM157 186V187H156ZM168 186V187H167ZM171 186V187H170ZM236 186V187H235ZM240 186H244L245 189H247L248 187L252 190L251 192L254 193L253 195L256 197H254L251 194H249L248 198H252L253 201H251L252 199L248 200V201H243V200H239L238 202H233V196H231V194H236L239 192V190H242L243 187L241 188ZM255 187V188H252ZM4 187V189H3ZM78 187V188H77ZM80 187V189H79ZM89 187V188H88ZM100 187V188H99ZM138 187V188H137ZM162 187L165 189L163 190ZM173 187V188H172ZM201 187V188H200ZM205 187H209V188H205ZM213 187V188H212ZM238 187V188H237ZM258 187V188H257ZM261 187V188H260ZM34 188V189H33ZM74 188V189H72ZM161 188V189H160ZM169 188V189H168ZM239 189L238 191L236 189ZM258 191H257V189ZM2 189V190H1ZM8 189V190H7ZM30 189V190H29ZM33 189V190H32ZM172 189V190H171ZM173 189L175 190V192L173 191ZM188 189V190H187ZM193 189V190H192ZM200 189H202V192L200 191ZM205 189L207 190L205 192ZM214 189V191H212ZM253 189L255 190L253 192ZM7 190V191H6ZM32 190V191H31ZM94 190V191H93ZM109 190V191H108ZM147 190V191H146ZM233 190V191H232ZM17 191V192H16ZM28 191V192H27ZM30 191V192H29ZM86 191V192H85ZM107 191V192H106ZM126 191V192H125ZM140 191V192H139ZM171 191V192H169ZM198 191V192H197ZM261 193V196L260 194L258 195L257 193ZM28 194H27V193ZM35 192V195H33ZM110 192V193H109ZM143 192V193H142ZM212 192V193H211ZM234 192V193H233ZM2 193V194H1ZM13 193V194H12ZM174 193V194H173ZM199 193H202V194H199ZM211 193V194H209ZM27 194V195H26ZM31 194V195H30ZM84 194V195H83ZM93 194V196H92ZM100 194V195H99ZM190 194V195H189ZM206 195V197L204 195ZM257 194V195H256ZM3 195V196H2ZM30 195V196H29ZM71 195V196H70ZM78 195V196H77ZM114 195V196H113ZM156 195V196H155ZM158 195V196H157ZM165 195V196H164ZM167 195V196H166ZM175 195V196H174ZM197 195V196H196ZM201 195L202 197L200 198ZM209 195H212V196H209ZM251 195V197H250ZM32 196H35V197H32ZM83 196V197H82ZM110 196V197H109ZM140 196V197H139ZM169 196V197H168ZM192 196V197H191ZM204 196V197H203ZM231 199H230V197ZM253 196V197H252ZM12 197V198H11ZM21 197V198H20ZM78 197V198H77ZM96 197V198H95ZM173 197V198H171ZM227 197V198H226ZM263 199H262V198ZM9 198H10V202H9ZM56 198V199H55ZM63 198V200H62ZM66 198V199H65ZM74 198V199H73ZM196 198V200L194 199ZM204 198V199H202ZM225 198V199H224ZM255 198V199H254ZM260 198V199H259ZM23 199V200H22ZM33 199V200H32ZM58 199V200H57ZM62 202L61 204L60 201ZM113 199V200H111ZM159 199V200H157ZM165 199V200H164ZM170 201H168V200ZM172 199V200H171ZM201 199V200H200ZM3 200V201H2ZM31 200V201H30ZM56 200V201H55ZM65 200V201H64ZM70 200V203L69 201ZM82 200V201H81ZM157 200V201H156ZM211 200V201H210ZM222 200V201H220ZM229 200H232L229 202ZM260 203L257 205V201ZM261 200V202H260ZM55 201V202H54ZM59 201V202H58ZM115 201V202H114ZM138 201V202H137ZM163 201V202H162ZM166 203H165V202ZM253 204L256 202V204L252 206V209L250 207H248L249 205L248 204H251L250 202ZM263 201V202H262ZM12 202V203H11ZM21 202V203H20ZM25 202V203H24ZM53 202V204H52ZM64 202H66L67 204H65ZM73 202V204H72ZM82 202V203H81ZM91 202V203H90ZM158 202V203H157ZM160 202V203H159ZM180 202V204H179ZM183 202V203H182ZM206 202H209V203H206ZM241 202V203H240ZM244 202V204L242 203ZM247 202V203H246ZM11 203V204H10ZM57 203V205H56ZM107 203V204H106ZM175 203V204H174ZM215 203V204H214ZM221 203V205H219ZM233 203V204H231ZM238 203V204H237ZM240 203V204H239ZM4 204V205H3ZM8 204V205H7ZM19 204V205H18ZM25 204V205H24ZM27 204V205H26ZM55 204V205H54ZM70 206H69V205ZM156 204V205H155ZM161 204V205H160ZM201 204V205H202ZM206 204V205H205ZM209 204V205H208ZM227 204V205H226ZM237 204V205H235ZM242 204V205H241ZM246 204V205H245ZM54 205V206H53ZM62 205V206H61ZM113 205V206H112ZM131 205V206H130ZM165 205V206H164ZM173 205V206H172ZM186 205V204H184ZM247 206L248 208H245V206ZM5 206V207H3ZM6 206H8V210L6 208ZM19 206V207H18ZM49 206H52V207H49ZM57 206L58 209H57ZM61 206V207H60ZM69 206V207H67ZM86 206V207H85ZM162 206V207H161ZM172 206V207H171ZM231 208H230V207ZM243 208H242V207ZM55 207V208H54ZM65 207V208H63ZM105 209H103V208ZM180 207V208H179ZM226 209H225V208ZM228 207V208H227ZM257 208H260L261 209L258 211ZM5 208V209H4ZM18 208V209H17ZM72 208V209H71ZM79 208V209H78ZM100 208V209H99ZM129 208V209H128ZM166 208V209H165ZM169 208V209H168ZM178 208V210H177ZM224 208V209H223ZM236 210H235V209ZM245 208V209H244ZM253 208H255L253 210ZM20 209V210H19ZM44 209H47L44 211ZM53 209V210H52ZM54 209H55V213H54ZM60 209H62V211H60ZM64 209V210H63ZM66 209V210H65ZM70 209V210H69ZM183 209V211H182ZM218 209H219V212H218ZM240 209V210H239ZM245 210V213L243 210ZM12 210L14 211L12 213ZM18 210V211H17ZM50 210V211H49ZM79 210V211H78ZM96 210V212L94 211ZM103 210V211H102ZM162 210L164 211V214L162 216ZM167 210V212H166ZM169 210V211H168ZM173 210V211H172ZM186 211V214H185V211ZM225 210V211H223ZM229 210V211H228ZM233 210V211H232ZM238 210L240 212H238ZM20 211V212H19ZM49 211V213L47 212ZM52 211V212H51ZM57 211V212H56ZM67 211V212H66ZM180 211V212H179ZM184 213H182V212ZM235 211V212H234ZM243 211V212H241ZM252 211V212H251ZM256 211V212H254ZM44 212H47V213H44ZM88 212V213H87ZM122 212V213H121ZM125 212V213H124ZM127 212V213H126ZM129 212V213H128ZM173 212V213H172ZM3 213V214H2ZM10 213V214H9ZM15 213V215H14ZM53 213V214H52ZM81 213V214H80ZM85 213V214H84ZM121 213V214H120ZM172 216H171V214ZM179 213V214H178ZM183 216H185L184 218H187L186 222H184V218L182 217V214ZM219 213V214H218ZM237 213V214H236ZM241 213V214H240ZM248 213V214H246ZM254 213V214H253ZM256 213V214H255ZM13 214V215H12ZM45 214H48V215H45ZM88 214V215H87ZM99 214V215H98ZM130 214V215H129ZM135 214V215H134ZM141 214V215H140ZM245 215V216H242ZM5 217H4V216ZM68 215V216H67ZM111 215V216H110ZM161 215V216H160ZM166 215V216H165ZM168 215V216H167ZM181 215V216H180ZM188 215V217H186ZM237 215V216H236ZM240 217H239V216ZM256 215V216H254ZM12 216L14 218H12ZM16 216V217H15ZM38 218H36V217ZM42 216V217H41ZM87 216V217H86ZM100 216V217H99ZM102 216V217H101ZM122 216V217H121ZM131 216V217H130ZM136 216V217H135ZM142 216V217H141ZM227 216V217H226ZM55 217V218H54ZM106 217V218H105ZM127 217V218H126ZM177 217V218H176ZM180 217V218H179ZM189 217H190V220H193V222L197 223V224H194L192 221H191V224L190 222L188 223L187 221H190L189 220ZM11 218V219H10ZM65 218V219H64ZM125 218V219H124ZM157 218V219H156ZM166 218V219H165ZM16 219V220H15ZM21 219V220H20ZM27 219V220H26ZM96 219V220H95ZM120 219V220H119ZM139 219V220H138ZM174 220V221H170V220ZM182 219V220H181ZM7 220V221H6ZM64 220V221H63ZM114 220V221H113ZM124 220V221H123ZM127 220V221H126ZM142 220V221H141ZM160 220V222H159ZM167 220V221H166ZM208 220V219H207ZM206 220V221H207ZM11 221V222H10ZM22 221V222H20ZM26 221V222H25ZM36 221V222H35ZM146 221V222H145ZM149 221V222H148ZM155 221V222H154ZM158 221V222H157ZM169 221V223H168ZM177 221V223H176ZM15 222V223H14ZM17 222V223H16ZM75 222V223H74ZM81 222V224H80ZM115 222V223H114ZM143 222V223H142ZM175 224H174V223ZM201 224H199V223ZM7 223V224H6ZM11 223V224H10ZM22 223V224H21ZM38 223V224H37ZM130 223V224H129ZM139 223V225H138ZM155 223V224H154ZM158 225H157V224ZM160 223V224H159ZM184 223V224H183ZM193 223V224H192ZM206 223V222H205ZM19 224V225H18ZM25 224V225H24ZM60 224V225H59ZM122 224V225H121ZM151 226H150V225ZM178 225L176 226V228H174L175 226L174 225ZM205 226V230L204 229V225ZM258 224V226H257ZM22 225V226H21ZM28 225V227H27ZM31 225V226H30ZM70 225V226H69ZM155 225V226H154ZM198 225V226H197ZM203 225V226H202ZM7 226V227H6ZM9 226V227H8ZM15 226V227H14ZM37 226V227H36ZM62 226V227H61ZM84 226V227H83ZM167 226V227H166ZM174 226V227H173ZM192 226V227H190ZM201 226L203 227L202 229L205 230L204 234L207 235L208 237L210 236V238L212 239L213 235L216 237L214 239L215 241L211 240L210 238H207V236H205L203 233H202V229ZM5 227V228H4ZM31 227V228H30ZM67 227V228H66ZM94 227V228H93ZM98 227V228H97ZM144 227V228H143ZM154 228V231L152 230ZM178 227V228H177ZM180 227V228H179ZM196 227V228H195ZM14 228V229H13ZM26 228V229H25ZM58 228V229H57ZM148 228H149V231H148ZM157 228V229H155ZM162 228V229H161ZM195 228V230H193ZM199 228V229H198ZM16 229V230H15ZM20 229V230H18ZM91 229V230H90ZM95 229V230H94ZM111 229V231H110ZM161 229V230H160ZM198 229V231L200 230L201 231V234L198 233V231H196ZM237 229H241L242 233L240 232L239 233V230ZM7 230V231H6ZM15 230V231H14ZM26 230V231H24ZM28 230V231H27ZM30 230V231H29ZM77 230V231H76ZM106 230V231H105ZM146 230V231H145ZM152 230V231H151ZM166 230V231H165ZM168 230V231H167ZM188 230V231H187ZM237 230V231H236ZM5 231V232H4ZM20 231V232H18ZM24 231V232H23ZM91 231V232H90ZM97 231V232H96ZM108 231V232H107ZM180 231V232H179ZM184 231V232H183ZM199 231V232H200ZM244 231V232H243ZM247 231V232H246ZM8 232V233H7ZM13 234H12V233ZM22 232L24 234H22ZM81 232V233H80ZM113 232V233H112ZM122 232V233H121ZM152 234H151V233ZM162 232V233H161ZM164 232V234H163ZM171 232V233H170ZM191 232V233H190ZM193 232V233H192ZM197 232V233H196ZM249 232V233H248ZM29 236H28V234ZM41 235H40V234ZM62 233V235H61ZM109 233V234H108ZM119 233V234H118ZM157 233V234H156ZM184 233V234H183ZM190 235V240L188 239V242L185 241L187 240V237L185 235ZM217 233L219 234L218 237H217ZM247 233V234H246ZM15 234V235H14ZM31 234V235H30ZM37 234V235H36ZM40 236H39V235ZM73 234V235H72ZM122 234V235H121ZM157 237L158 235L161 236L159 237L158 239H161L159 242L161 243V246H160V243L158 245L159 249H157L154 245V241H152L156 235ZM172 234V235H171ZM200 235L198 236L199 237V240L198 238L196 239V237L194 239L191 240V236L194 237L195 235ZM203 234V235H202ZM256 236H255V235ZM10 235V236H8ZM35 235V236H34ZM91 235V236H90ZM99 235V236H98ZM111 235V237H110ZM149 237L152 236V240H150L151 242H148L149 238H145L146 237ZM154 235V237H153ZM183 235V236H182ZM212 235V236H211ZM258 235V236H257ZM8 236V237H7ZM22 236L24 237V240L22 238ZM32 236V237H31ZM42 236V237H41ZM74 236V238H73ZM170 236V238H168ZM203 236H205V238H203ZM219 236L220 237H223L221 238V240L219 239ZM14 237V238H13ZM18 237V238H17ZM20 237V238H19ZM104 237V238H103ZM120 239H119V238ZM165 237V238H163ZM173 237V238H172ZM2 238V239H1ZM10 238V240H9ZM28 238V239H27ZM40 238V239H39ZM47 238V239H46ZM94 238V239H93ZM144 238L147 240L144 241ZM166 238H168V243L165 242L166 241ZM178 239L176 240L177 242V246L174 245L175 244V239ZM182 238V239H181ZM186 238V239H184ZM264 238V237H263ZM17 239V240H16ZM27 239V240H26ZM31 239V240H30ZM33 239V240H32ZM35 239V240H34ZM54 239V240H53ZM61 239V240H60ZM63 239V240H62ZM90 239V240H89ZM151 239V237H150ZM165 239V241L163 240ZM174 239V240H173ZM200 239L202 240L203 239V242L200 241ZM13 240V241H11ZM51 240V241H50ZM125 240V242H123ZM139 240V241H138ZM144 244H142V241ZM162 240H163V243H162ZM174 241V244H172ZM183 240V244L180 243V241ZM195 240L196 243H193V241ZM204 240H207L209 242L206 241L207 245L209 244L210 245V248H209V245L207 246L205 243H204ZM218 240V241H217ZM220 240V241H219ZM257 240L259 241L260 238ZM24 241V242H23ZM26 241V242H25ZM38 241V242H36ZM41 241V243H40ZM48 241V243H47ZM49 241L51 244H49ZM88 241L90 244H88ZM91 241V242H90ZM106 241V243H105ZM179 241V243H178ZM185 241V242H184ZM200 242L199 244L201 245L202 243V247L200 246L201 249H203L204 251H206V253L202 252V250L198 247L199 245L197 244V242ZM223 241V242H221ZM262 241V242H261ZM16 242V243H14ZM35 242L37 244H35ZM53 242V244H52ZM71 242V243H70ZM102 244H100V243ZM141 242V243H140ZM166 244H165V243ZM170 242H171V246L170 248L168 247V249H166L167 247H163V246H166L167 244L170 245ZM188 245H187V243ZM189 242L190 245H189ZM212 242V243H211ZM216 242V243H215ZM221 242V243H219ZM261 244L264 245V240H260L259 241ZM10 243V245H9ZM12 243V244H11ZM18 243V244H17ZM32 243V244H31ZM40 243V244H38ZM45 243V244H44ZM116 243V244H115ZM148 243V244H147ZM149 243L151 245H149ZM186 243V244H185ZM224 243V244H223ZM21 244V245H20ZM49 246H47V245ZM55 244V245H54ZM73 244V245H72ZM88 244V245H87ZM108 244V245H107ZM142 244V245H141ZM181 244V246L179 245ZM192 244V245H191ZM197 244V245H196ZM212 244V245H211ZM217 244V245H216ZM220 244V245H219ZM223 246H226L227 247H222ZM228 244L230 246H228ZM14 245V246H13ZM20 245V247H19ZM44 245V247H43ZM122 245V246H121ZM149 245V246H147ZM158 252H155V249L154 247ZM172 245L175 247H173V250H172ZM187 246L185 248V246ZM197 246L196 248L194 246ZM9 246V247H8ZM23 246V247H22ZM36 246V247H35ZM39 246V247H38ZM46 246V247H45ZM96 246V247H95ZM152 246V247H150ZM182 248H180V247ZM185 249H189L186 252ZM188 246H193L192 248H194V252H193V249L191 247H188ZM207 247V249L205 247ZM221 246V247H220ZM235 248L233 250H236L238 252H235L233 251L232 252V249L230 247ZM236 246V245H235ZM3 247V248H2ZM12 247H14L12 249ZM71 247V248H70ZM85 247V248H84ZM102 247V248H101ZM142 247V248H141ZM148 247V248H147ZM150 247V248H149ZM163 247V248H162ZM178 247V248H177ZM229 247V248H228ZM25 248V249H24ZM35 248V249H34ZM49 248V249H48ZM56 248V249H55ZM79 248V249H78ZM112 248V249H111ZM124 248V249H123ZM141 248V251H139L138 249ZM206 250H205V249ZM212 248V249H211ZM217 250H216V249ZM219 248V249H218ZM67 249V250H66ZM84 249V250H83ZM117 249V250H116ZM146 249V250H145ZM148 249L150 250V252L148 251ZM154 249V250H153ZM163 249L165 251H163ZM171 249V250H170ZM178 249V250H177ZM179 249H182L180 250L179 253H183V257L180 256L182 254H177ZM191 249V250H190ZM211 249V250H210ZM229 250V253L231 254L229 256V253L225 252L226 250ZM22 250H25V251H22ZM34 250V251H33ZM48 250V251H46ZM55 250V251H54ZM61 250V251H60ZM72 250V251H71ZM84 252H83V251ZM101 250V251H100ZM177 252H176V251ZM201 250V252H200ZM221 252H220V251ZM226 253L222 254L223 251ZM227 250V251H228ZM30 251V252H28ZM39 251V252H38ZM100 251V252H99ZM123 251V252H122ZM147 251V252H145ZM155 253H154V252ZM163 253H162V252ZM208 251V252H207ZM214 251V252H213ZM22 252V254H21ZM27 252V253H26ZM105 252V253H103ZM108 252V253H107ZM165 252V253H164ZM172 252L173 254H170ZM189 252H193V253H189ZM211 252V253H210ZM13 253V254H12ZM17 253V254H16ZM36 253V254H35ZM74 253V254H73ZM162 253V254H161ZM169 254L171 256V259L169 257ZM190 255H189V254ZM197 253V254H196ZM199 253V254H198ZM201 253V254H200ZM207 254L206 256L203 255L204 257H202V254ZM12 254V255H11ZM28 254V255H27ZM31 254V255H29ZM39 254V255H38ZM93 254V256H92ZM95 254V255H94ZM102 254V255H101ZM164 254V255H163ZM169 257L170 260L168 261V257ZM178 255L176 258V255ZM187 254V257L184 256ZM192 254V256H191ZM193 254H196L195 256L198 258V256L200 257L201 255V259L203 260H197V258L193 255ZM222 256H221V255ZM228 254V255H227ZM236 256H235V255ZM11 255V256H10ZM25 255V256H23ZM27 255V256H26ZM36 258L33 259L34 257ZM36 255V256H35ZM48 255V256H47ZM79 255V257H78ZM163 255V256H162ZM219 255V257L221 256L223 258V260H220L222 259L220 257L219 260H217L216 258H219L217 257ZM224 255H227V257ZM232 255L234 257H232ZM238 255V256H237ZM241 255V256H239ZM10 256V257H9ZM62 256V257H61ZM72 256V257H71ZM75 256V258H74ZM84 256V257H82ZM119 256H122V258ZM141 256V257H142ZM28 257V259H27ZM33 257V258H32ZM76 257H77V260H76ZM116 257V258H114ZM173 257V258H172ZM189 257V259H188ZM195 257V258H194ZM216 257V258H215ZM239 257V258H238ZM8 258V259H7ZM12 259L10 261V259ZM40 258V259H39ZM74 258V259H73ZM160 258V260H159ZM165 258V259H164ZM183 258H185L183 260ZM187 258V260H186ZM194 260L192 262V260ZM216 260H215V259ZM243 258V259H244ZM34 261H32V260ZM38 259V260H37ZM86 259V260H85ZM113 259V260H112ZM117 259V260H116ZM122 259V260H121ZM151 260L152 262H154V260ZM166 259H167V263H166ZM182 259V261H181ZM200 259V258H199ZM8 260V262H7ZM15 260V261H14ZM19 260V261H18ZM21 260V262H20ZM28 260V261H27ZM41 260V261H40ZM57 260V261H56ZM159 260V261H158ZM189 260L192 262L190 263ZM250 260V259H249ZM23 261V262H22ZM39 261V262H38ZM66 261V262H65ZM70 261V262H69ZM86 261V262H84ZM114 261V262H113ZM158 261V262H157ZM165 261V262H164ZM184 261V262H183ZM212 261V262H211ZM214 261V262H213ZM243 261V262H242ZM2 262V263H1ZM19 262V263H18ZM44 262V263H43ZM54 262V263H52ZM97 262V263H96ZM152 262L148 263V264H152ZM183 262V263H182ZM207 262V263H206ZM82 263V264H83ZM141 263V261L139 262ZM237 263H234V264H237ZM78 264V263H77ZM147 264V262L145 263ZM261 264H264V261L261 262Z\"/></svg>","mask_w":264,"mask_h":264},{"label":"built area","instance_id":"obj_3","mask_svg":"<svg viewBox=\"0 0 264 264\" xmlns=\"http://www.w3.org/2000/svg\"><path fill=\"white\" fill-rule=\"evenodd\" d=\"M46 186L53 192H56L60 195H64V196L69 195V188L59 182L53 180L47 181Z\"/></svg>","mask_w":264,"mask_h":264}]
</instances>
